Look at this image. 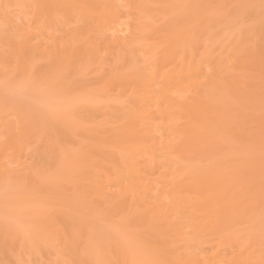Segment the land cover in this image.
Here are the masks:
<instances>
[{"label":"bare ground","instance_id":"obj_1","mask_svg":"<svg viewBox=\"0 0 264 264\" xmlns=\"http://www.w3.org/2000/svg\"><path fill=\"white\" fill-rule=\"evenodd\" d=\"M12 1L14 2L15 0H12ZM30 1L28 3H31ZM34 1H36V2L34 3ZM40 1H42V0H40ZM44 1L45 0H43V2ZM47 1H46V3H47ZM50 1H52V0H49V2ZM54 1H55V4L57 3V5H59L57 0H53V3H54ZM88 1L90 2V0H88ZM118 1H120V0H118ZM126 1H127L126 3H128V5H129V3L131 4V2H128V0H126ZM155 1L156 0H154V1L151 0L150 2H155ZM158 1L160 2V0H157L155 3H157ZM192 1L193 2H192L191 9L189 7L190 4L188 5V7L190 9L188 17H190V19L193 20L194 25H193V27H192V29L190 31L185 30V32L184 31H178L177 29L183 27L184 24L180 25L179 22H181V21L184 22V18H185L184 16L185 15L183 16V14H186L185 13L186 11L184 13L181 12L183 10L178 11L179 13L177 15L183 13L182 16L181 15L180 16H181V18L184 17L183 19L179 18V20H181L179 22L175 21L177 18H176L175 15H174L175 17H173V15H172V14L176 13L175 12L176 11L175 8L177 9V5L179 3L177 0H175V2H176V4H175L176 7L175 8H174L175 5L173 6V4H171L172 2L170 3L169 0H167V1L163 0V3L164 4L166 3L165 6H167V2L169 4L168 7L170 5H171L170 7L173 6L174 10H172V12H174V13L169 11L172 14L167 13L168 12V8H166L167 10H165L163 8L164 4H162V3L161 4L163 6L159 5V7H162V8L156 9L155 7L158 4H160L159 2H158V4L156 6H154L155 3H153V4L152 3H148V4L146 3L144 5V6H146V5L149 6L151 4L156 9V11L157 10L158 11L165 10L166 12H164V13H166V15L169 14V16L167 15V17H169V18L171 17V19H168V18H166V16L165 17L163 16L165 14L162 15L158 11L157 12L155 11V14H152L154 17H157L156 13L161 14V17L163 16L164 18H166L165 20H163L164 18L162 19L159 14H158L159 15L158 17H160V18H157V19L155 18V19L157 21H159L158 19H160L161 21L162 20L163 21L167 20L168 22H166L165 25L166 24L170 25V27L169 28L167 27L166 29H169L170 31H171V29L173 30V33H168L165 36H163V34L161 35V38L163 36V37H166L167 39L166 40H165V38H164V40H163V38L161 39V40H163L162 43H166V44H164V45H166V49H165L164 46L160 45V46L164 47L165 50H159L160 53H162L161 56H159V57H158V53L154 54V53L157 52V48L154 45V43H156V42L158 43L157 40H156V42H152L151 41L152 42L151 45L152 44L154 45V46L152 45L153 47H151L150 42L147 39L148 37H145V36L144 37L142 36L141 38L137 37V39H134L135 40L134 42H131L132 44H134L133 47L131 46L132 50H129L128 48H126L128 42H126L127 43L126 44L125 41H122V39L119 38L120 35L119 34H118L119 36L117 35V32H118L117 30H119V29L116 28V27H118V26L115 27L117 30H115L114 27L109 28V31H110L109 35H108L109 38L108 37L107 38L108 39L112 38L110 42H107V41H105L102 38L101 35H103L104 33L101 34V35H99L101 32L99 34H96L95 31H99V30H95L94 31V30H90V28H89L88 31L84 32V31L79 30L78 27H76V29H78V30L75 31V33L73 34L72 37H74L76 39H80V40L83 41L82 42V46L84 44L83 52L86 53L85 55L88 58V59L86 58L88 60V62H92L93 60H91V59H98V61L103 65V63L105 61H108L109 58L112 57L114 59V62L119 63L118 61L123 57L122 56L123 47L126 48V51H127V49H128V51H131V58H132V61H131L132 63L131 64L133 66H134V64H140V66L138 65L139 68L137 66L138 70H137L136 67H135L136 69L134 68L135 72H138V73L135 74V75L134 74L131 75L133 80L136 81V82H134L136 87L133 86V89L130 88L132 86L131 84H130L131 86L129 85L130 82L128 83V80H130V72L127 71L125 74H122L123 73L122 72L121 75H119L115 71H113V69L117 68L115 63H112V64H113V66L115 65L116 68H113L108 76L103 73V75L107 76V78H108V79H106L104 84H103V81L105 80L106 77L103 76V78H102V76H100L102 78L100 81L103 80L101 82L103 84L102 87L98 86L99 84L97 85V83H95V81H96V80H94L95 77L92 75L93 77H92L91 80H93V82L90 80L92 83L90 82L89 85L95 83L94 84V86L96 85L95 89L93 88L92 91L96 90L99 87V89L101 91L98 89V91H100V92L97 91L98 92L97 95L95 94V96H97L98 98L100 97V95H102L100 98H102V100H103V96H107V97L110 96L111 94L108 95V93H109V91H111L113 85H118L120 87V88H118V86H117V89L114 87L116 91L118 89H120V91L118 90L117 92H118L119 96L121 95V98H119L118 95H117L118 97L113 95V97L114 96L116 97V100L118 98L119 99H123L124 97L127 96L126 100H125V98L123 99V101L125 100L124 103L123 102L120 103V100L119 101L117 100V102L120 103L121 106H120V104L118 105V103L116 102V105L120 106L119 108H116L117 111L120 110V108L123 106L122 104H125V106H126L127 111L124 109L125 110L124 111L125 115L122 114V112H121V115L124 116V119L122 118L123 121L121 120L122 122H120V124H118V125H117V123L115 125H114V123H112L113 121L115 122V120L117 122V119H113L112 122L109 120L111 123H108V119L114 118V116L110 117L111 114H108V113H110V110L107 113V111L104 108H102L104 106V105H102V103L103 102H107L106 100H108V98H109V97L108 98L104 97L105 99L103 101L100 100V101H102V103L98 100V98L95 99V100H98V103H100L102 105V107H101L100 104L96 103V105L98 104L100 106V111L104 110L103 111V112H105L104 114L107 115L106 118L108 117V115L110 117V118H108L106 120L107 122L105 121L102 124V126H99V125H101V123H98L97 124L98 126H96V125H94V126L92 125L91 126L90 125L91 128L93 127L90 130V128H89L90 126L88 127L89 128L88 129L86 127L87 125L84 126L83 124H81L80 126L85 128V130H84V128L79 127V123H80L79 121L83 120V117L80 118V119L78 118L77 121L73 120V126L75 125V123L79 122L76 125L77 128L78 129L80 128L81 130H84L85 133H89V134L91 133L90 136H92V134L95 133V132H97L95 134H98L100 129H101L102 132H104L102 130V127H104V125L106 124L105 128H108V130L106 129L107 130L106 132L108 134L111 133V132L112 133L110 135L107 134L108 136H106V134L104 133V135L106 137H102L103 140L100 138L101 137L100 134L102 132L100 134H98L100 136L99 139L102 141V143L99 144L98 147H100L101 150L104 149V148L106 150L101 151V153L99 151H96L97 154H100V155H98V156H100V157H98L99 159H91V156L93 154L92 152L94 151L93 148H91V147H86V149H85V147L81 146L85 150L84 152L82 150V152L84 154H82L80 152L81 150L77 149V147L75 148L76 150L74 149L75 152L77 150L78 151L80 150L79 153L82 154L83 157L80 156V154L77 153L78 151L76 153L73 152V151H72L73 153L70 152V153L73 154V156L74 155L76 156L78 154L77 156H79V158L81 157L80 161H82V164L80 163L82 166L81 165H80V167L78 166L79 168L77 169V172L73 173L74 175H71L72 177H70V179L67 178V180L69 182V183L68 182L67 183L70 184V185L73 184L72 186L76 190V191H74L71 188V186L68 187V188L72 189L71 190L72 192L73 191L75 192V194H74L75 198L72 195L73 193L70 194V192H69V196L71 195L70 197H72V199L68 198V196L66 197L64 195L66 198H68L67 200H65V199L62 200L63 197H61V195H60V198H61L60 199L59 196H57V194H56L57 197L55 196L53 198H54V200L56 198H59V199H56V200H59V201L62 200V204H61V202L58 201L59 203H57V201H54L53 199H51V197H49L50 200L49 199L47 200V197H45L46 195H44V193L41 192V189L35 190L37 192L40 191L39 193H41L43 195V198L45 197L44 198L45 200L42 199V197L41 198L38 197V198L42 199L44 203L48 202L47 205H49V202L52 203V204H54V202H56L55 203L56 205L54 204V206H53L51 204L50 207H48L46 210H44L45 212L42 213V214H44L42 216L44 217L43 220H45V222L42 223L40 221L41 224L39 226L41 227L43 233L39 232L38 234H41V235L37 234L38 236L36 238H34V239H33V237H32V239L27 237V235L24 238L21 237V240H20V242H18L17 245H18V247H19V243H21L23 245H20L21 248L19 247L17 249L18 251L16 250L18 253H20L24 249L23 247L26 246L25 247L26 249L28 247L30 251L37 250V254L38 253L40 254V252H41V251H39L40 248H43V246L44 247L45 246H49V247L52 248V251H54L53 252L54 254H52V252H50V254L54 255V256L56 255V257L50 256L51 258L54 257L53 259H55V260L57 259L56 262H55V260H52V263H55V264H57V263L60 264L62 262L64 264H259L260 261H263L262 260V255L261 256L259 255V253L264 254L261 249H260V251L258 253L257 252L254 253L255 251H252L254 248L257 247V244L254 247H252L254 245V244L252 245L250 243L252 241V239H251L252 235H250V234L247 235V234L248 233H253V232L252 231L249 232L250 228H247L246 226L250 225L251 223H252L251 226H253V224L255 222H256V224H257L258 221L260 222L262 220L261 219L262 218L261 217L262 216L261 212L264 213V210L261 207L262 211L260 212V208L258 206V208H259V209H257V211L259 210L258 212L255 211L253 213V211H251L257 217L259 215H261L260 218L258 217V219H260V220H258L257 218H255L256 220L254 219V221H255L254 223L252 222L253 221L252 218H254L253 217L254 215L251 214V212L249 213V214H251V217H250L251 221H250V219L248 220V218H246L247 221L250 222L249 224L246 222V220H245V224L244 223L242 224L239 221L241 220V222H242L241 214L243 213V211H246L248 209L247 208L248 205H249V209L252 206L251 209L253 210V208H254V210H255V208L257 206V204H256L257 201L261 200L262 197L264 196V193H263L262 194L263 196L260 197V193H259L258 196L260 197V199L257 200V198L253 197L255 193L254 194L252 193L253 190H255V192H256L258 189L256 190L255 188H258L259 186H260L259 187L260 190L262 188H264L263 187L264 184H262L263 182H261V183L258 182L259 186H258V183H255L257 185V187H256V185H254L255 187H253V184H252V183L256 182L255 179H257V178L259 179V172H260V170H261V172L264 170V164H263L262 161L260 163H257L256 162L257 160L255 161V163H252L253 160L248 158L249 155L252 154V152L249 151L250 148L251 147L252 148L256 147V143L254 142L256 139H253L254 140L253 141L252 137L257 138V141H259L258 138L261 137L260 136L261 134H259V133H262V130L260 128L263 126V124L261 123L262 124V125H260L261 127L259 126L260 127L259 129L261 131L260 132L257 127L254 128L256 125L252 124V123H254L255 119H257L255 122L258 121L260 123V121H262L263 118H264L263 117L264 114L261 115L263 117V118L261 117V119H262L261 120V119H259V117H260L259 115L254 114V115L257 116V118L254 119L253 116H251L253 114L248 112L249 114H251L250 115L251 116L250 119L252 120V122L250 120V122L248 124L251 123L252 125H255L253 127L252 126H250V127L253 128L254 131H255V129L256 130L258 129V131H257L258 133L256 132L257 134H254V136H251L249 133H251L253 135V133H255V132L254 131L251 132L252 129L247 131V133L248 132L249 133L248 134L246 133L248 135L246 140L249 137L252 140L253 143L251 142L252 144H251V146L249 148H247V146H249L247 143H245L247 145L241 144L240 146H243V145H244V147L246 146L245 149H249V150H246V152L248 154L250 152V154L246 155L244 153L243 154L240 153V151H241L240 148L241 147L239 148L237 146L239 148L238 149L236 147V144L233 145V146H235V148H237L236 150H240V151H238V154L240 153L242 156H244V158H248L249 161L251 160L249 162V164L247 163L248 159L245 160L246 162L240 161V162L244 163L245 165H247L246 167L244 166L245 169L242 166L243 165L242 163H241L242 165L240 164V162L238 163L240 165L236 164V166H241L242 167V170L239 169L241 172L240 171L237 172L238 174L236 173V171H234L232 166H230L229 164H224V160H225L224 159V155L226 156L227 154H229V156H230L231 155L230 153H232V151H230V149H231L230 148V149H228L230 152H228L226 154L227 149L224 147V145H227L228 141H230L231 138L229 136H228L229 138L228 137L225 138L224 136L226 134H228L229 132H233V134L235 132L238 133V134L241 133V130H240L241 126L239 127L238 122L241 121L240 119H243L241 117L242 116L244 117L245 115L241 116L242 113L240 112V110H243L242 111L243 113H244V110H245L244 114H246V109H248L247 111H249L250 108H251V110L253 109L252 107L255 108L254 111L257 110L256 109L257 104H255V102H257L258 100L253 102V104H255L256 106H253V105H251V103H249V102L253 101L251 99L252 96H250L251 92H248V91H251V90H249L248 87L246 88L247 85L245 86L246 89L243 88V87L239 88L242 83L239 82L238 85H237L236 78L238 79V77L235 76L236 78H234V80H233V78L231 77L230 73L232 71L234 73H237L235 71L236 69H235V65L234 64L236 62H238L240 57L242 59H244L246 63H249L250 61H248V58H247V61L245 59L246 55L247 56L249 55L250 57H254L253 56L254 53L256 54V52H257L256 49L258 50V48H256L257 45L256 46H253V45L259 43V42L257 43V41H259V40H257L258 36H261L263 34L262 30H264V29L261 30L262 32H260V30H259V32H256L255 30H253V32L255 34L256 33H260L261 34V35L257 34L258 36H257V39H256V36L252 34L253 32L251 33L250 29H248L247 26H244V23H245L244 20L247 22V24H249L248 20L249 19H253V18H250V17H254L255 18V16H252V15H256L257 19H255V22L258 21V23L262 24V21L264 22V7L261 6V5H263L262 3H260L261 5L259 4L256 8L254 7V9H258V10H256V11L252 10L253 14L249 18H247L246 13H245V15H244L245 19L242 20L243 22L240 21L241 18H240V16H238L239 20H238L237 23L235 21V23H236L235 25H232V28L230 30L231 33L229 34V33L223 32V34H227V36H225V38H224V35L221 32L222 31L221 29H223V28H221V26L219 24H221V25L225 24L226 22L222 24V21L224 22V21H227L228 19H230L229 22H231V18L233 16L230 17V15L227 14L228 15L227 16V20H224L226 17L223 18V20H222V16L219 17V16L216 15L217 13L215 12V10L216 11L218 10L217 7H219V4L222 2V0H220V2L217 4V7L216 6L213 7L214 10L212 9V11H214L216 13L215 14L213 12V15L215 14L217 19L219 18L220 20H222L221 23H219L220 20L216 22L217 19L215 17L214 18L216 20L213 17L210 20V17L208 15V13L206 12V9H204L205 2L207 0H192ZM212 1L214 3L216 1V3H217L218 0H212ZM223 1H224L223 2L224 7H222L223 5L220 4L221 8L219 7L220 8L219 11L224 12L223 16H226L225 11H226V9L228 10L229 8H225V5H227V2H229L230 4L231 3L233 4L236 0L227 1L226 4H225V0H223ZM238 1L240 2L241 0H238ZM249 1H250L251 5H252V3L255 2V1L251 2V0H249ZM15 2L14 3H12V2L10 3L8 1V2H5V4L7 5L9 3L11 5L14 4V6H15L18 3V2L17 3H15ZM32 2L36 5L37 0H33ZM63 2H65V0ZM63 2L61 3V5L63 4ZM76 2L73 1V4L76 3ZM102 2H104V1H102ZM144 2H142L141 5H143ZM147 2H148V0H147ZM161 2H162V0H161ZM242 2H244V0L241 1V3ZM257 2H258V0H256V3ZM260 2H263V1L260 0ZM2 3H1L2 6L0 7V11L2 9L4 11L5 10L8 11L7 9L9 7L8 8L7 7H3V5L4 6H6V5L4 4V2H2ZM46 3H43V4H45L47 7H49L51 4H53L52 2L48 3V4H50L48 6ZM77 3H79V2H77ZM186 3H188V1L185 2V4ZM247 3H248V0H247ZM79 4H77V5L79 6ZM113 4H114V2H113ZM135 4L136 3L134 2L133 3V7L131 6L132 4L129 5L130 8L131 7L134 8L132 11H134L135 8L137 9V7H134ZM209 4L211 6L214 5V4H211L210 2H209ZM244 4L247 5L246 2ZM244 4H239V5L235 4V5L236 6L237 5L238 6H240V5L242 6ZM11 5H9V6H11ZM24 5L26 7V5H29V4H26V2H25ZM35 5H34V7L36 8ZM39 5L41 6L42 3L40 2ZM64 5H66V4L64 3ZM64 5L63 6L59 5L60 8H59V6H57V7L61 11V9H62L61 7H64ZM141 5H138V6L141 7ZM206 5H207V9H208V7L210 9V5L208 6L207 3H206ZM229 5H227V7ZM254 5H255V3H254ZM42 6H44V5H42ZM46 6L44 8V9H46V10H44L45 13L48 10L46 8ZM52 6L54 7V5H52ZM111 6L113 7L112 4H111ZM114 6H116V5L114 4ZM148 6H146V7H148ZM179 6L183 7V5H180V3H179ZM186 6H184V7H186ZM230 6H232L229 9L230 11H231V9L233 11V9L236 7V6L233 7L234 5H230ZM34 7H33L34 11L38 10L37 8L35 10ZM57 7H56V9H57ZM74 7H76V6H74ZM85 7L88 10V12L91 13V14L88 13L90 16L91 15H96V16L98 15L99 16V14H97V12H96L97 9L91 8L92 5L90 7L85 6V5L82 6V7L80 6V8H83V9H85ZM153 7L151 8L152 10H154ZM240 7H237V9L240 10L239 9ZM258 7H260V8H258ZM4 8H7V9H4ZM12 8H13V6H12ZM39 8H40L39 12L36 11V12H38L37 14L33 12V14H35V15H33L35 18H38L36 15H38L40 13L38 15V16H40L44 12V11H42V13L40 12L43 9V7L42 8L39 7ZM51 8H50V10H51ZM80 8H79V10H81ZM124 8H125V5H124ZM17 9L19 10V7H17ZM71 9L72 10L74 9L73 6H72ZM221 9H223L224 11L221 10ZM9 10H11V9L9 8ZM50 10H48V11L50 12ZM63 10H65V9H62V11ZM147 10H150V9H147ZM152 10H151V13H153ZM185 10H187V9H185ZM235 10H236V8H235ZM19 11H21V9ZM54 11H55V9H54ZM144 11H146V10L144 9ZM212 11L210 10V12H212ZM230 11H226V12L230 13ZM248 11H247V14L248 13L251 14V9H250L249 12ZM5 12H1L2 16L3 15L6 16L8 14V13H5ZM11 12H13V14L15 16L14 11H11ZM81 12H80V14H81ZM98 12H99V10H98ZM134 12H136V11H134ZM146 12L149 13L148 11H146ZM233 12L230 13V14H235V11H233ZM17 13H19V12L17 11ZM22 13H24L23 14L24 15V19L26 20V18H27L25 16L26 11L23 12V9H22ZM27 13H29V12H27ZM45 13H43V14H45ZM53 13L56 14V11L53 12ZM93 13H95V14H93ZM103 13H104V16H101L102 18L103 17H107L108 18V16L111 17V15H112V17H111V18H113L112 20L113 21L114 20L118 21V20L115 19L116 11L114 10V7H113V9L110 12L106 13V11L105 12L103 11ZM103 13L101 15H103ZM162 13H163V11H162ZM240 13H237V14H240ZM243 13H242V16H243ZM13 14H10V15L13 16ZM64 14H67V16H70V15H68V12L66 13V10H65ZM132 14H134V17H135V13H132ZM10 15H7L5 17L6 18L5 20H4V17H3V19L0 20V21L4 20L0 24H4V22L7 20V23L5 22L6 24H4L3 26L9 25L10 28H11V30L8 29L10 31L9 33L7 32L8 34L5 32L7 34L6 36H5V33H0V35L3 34V36L6 37L5 39L3 37H0V38L4 39V41H2V42H4V44H2V43L0 44V48L2 47V49L0 50V65H1L0 66V76L1 75L3 76L4 72L6 73V71L8 70V69L5 70L6 68H9L10 66H13V65H10L9 67H7L9 64L5 63V62L3 64H1L5 60V59H3V56H5V55L7 56V54H8V57L10 56V58H11V60L9 59V62H13V64H15L14 62H16V64L18 62L21 63L20 65H19V63H18V65L15 64V66H20V67H17L16 70H13L14 68L10 67L13 70L10 75L13 74L15 76H16L15 72L19 71L18 69H23L24 70L25 67L27 68V71L28 70L30 71L28 76L30 74L33 75V72H34L35 68L33 67V70H32L31 66H34L33 64H35L36 62L33 61L34 63L32 64L31 60H29L31 57L27 56L29 58L28 59V58H25L26 57L25 55H28V54L35 55L36 53L40 54L42 52H46L47 54H52V57H53V53H54V57L53 58L61 57V58L58 59L59 63L61 62L60 59L63 60L62 57H64L66 54L64 53V55H63V53H61L60 51L57 52V50H56V49H59L60 46L58 47L56 43L54 44V42L51 43V45L53 44L52 46H50V44H49L50 42L48 44H47V42H44L47 45L44 44L42 42L43 41L42 38L37 33H35V31L33 30V28H36V27H33V25H38V24H40L41 26L43 25L39 21H42L43 17L46 16V14L42 15V19L40 20V18H41L40 17L38 19L39 21L38 20L36 21V19H35V21H33L34 23L32 25L29 22L31 20L30 16H32V15H30L28 17V18H30V20H28V21L26 20L27 23H28L26 25H31L32 26L31 28H32L33 32L36 34V36L34 34H32L31 30L29 31L23 25H19L18 21L17 22L13 21V19L15 20V19H17V17L16 18L12 17L13 19L11 17L9 18ZM56 15H54V16L56 17ZM81 15L79 17H81ZM119 15H117V17H116L117 19H119L118 18ZM142 15L147 16V14H143V13H142ZM213 15H211V16H213ZM235 15H234L233 18H235ZM0 16H1V14H0ZM16 16L20 17L18 14H16ZM59 17H58V19H59ZM72 17H70V18L72 19ZM124 17L126 18V15ZM134 17L133 18L131 17L130 20L137 19V18H134ZM228 17H230V18H228ZM48 18H46V19L48 20ZM65 18H67V17L65 16ZM70 18L68 19L69 21H70ZM149 18H150V16H149ZM10 19H12V20H10ZM46 19L44 17L43 23L47 22L48 25H49V23L51 21H47ZM61 19H63V18H61ZM73 19L75 21V17H73ZM76 19H77V17H76ZM83 19H84V16H83ZM144 19L146 20V18H144ZM187 19H185V20H187ZM122 20H124V19H122ZM130 20H129V22L131 23ZM152 20L151 19L148 20L145 24H147L150 21L152 22ZM156 20H153V23L156 22V24H157ZM169 20L170 21L174 20V22L172 21V23H174L173 24L174 26L178 22L179 23L178 25H180V27L178 26L179 28H177L175 26L174 29H176V28L177 29L174 30L171 27L172 23ZM212 20H215L214 24L215 23L216 24L219 23V24H217V26H218V28L220 27L221 29H217V26L214 25V27H216V30H215V28H213V25H212L213 24ZM26 21H25V23H26ZM52 21H54V20H52ZM61 21H62L61 24H63L64 21L63 20H61ZM65 21H67V20H65ZM88 21H89V17H88ZM103 21H106V22H104V25H105V23H106V25H108L107 24V20L104 19ZM103 21H102V23H103ZM124 21L127 23V19H125ZM124 21H121V22H123L122 24H124ZM249 21H252V20H249ZM35 22H36V24H35ZM37 22H38V24H37ZM92 22H94V21H92ZM99 22L101 23V20ZM110 22L112 23L111 19H110ZM110 22H108V23L110 24ZM134 22H135V20L133 21V23ZM162 22H160V24ZM175 22H176V24H175ZM185 22L187 23L189 21H185ZM72 23H74V22H72ZM95 23H97V22H95ZM102 23H101V25H102ZM258 23H257V25H259ZM51 24H52V22H51ZM154 24H153L154 28L160 25V24H158V25H156V24L154 25ZM163 24H164V22L162 23V25ZM232 24H233V22H232ZM52 25H50V27H53ZM64 25L66 27V24H63V26ZM81 25H83V24H81ZM112 25H113V23H112ZM119 25L123 26L121 24H119ZM205 25H207V26H205ZM3 26L0 25V27H3ZM41 26L40 27L37 26L36 32H37L38 29L41 28ZM45 26L43 28H45ZM85 26H84V28H85ZM89 26L91 27V24H89ZM109 26L104 27V29L102 27V29H103L102 31L105 32L104 31L105 28L108 29ZM114 26H115V24H114ZM188 26H186V27H188ZM260 26H258V27H260ZM262 26L264 27V25H262ZM6 27H5V30H6ZM50 27H48V28L51 31ZM73 27H75V25ZM92 27H93V29L95 28L94 26H92ZM255 27H256V24H254V27H251V29H256L257 30L258 28H255ZM7 28H9V27H7ZM48 28L46 27V29H48ZM99 28H100V26H99ZM99 28H97V29H99ZM121 28H122L121 30L123 32H127V31H124L127 28H124V27H121ZM151 28H152V23L151 24L149 23L147 26L145 25L144 30L141 29V31H143L144 34H146V36H147V32H148L147 30L151 31L152 30ZM160 28H162V27H160ZM163 28H165V27H163ZM185 28H182V29H185ZM130 29H133V28H130ZM155 29H153V30H155ZM213 29H214V31H212ZM1 30H3V29H0V31ZM67 30H68V32L71 31V29L70 30L67 29ZM128 30H129V28H128ZM136 30H138V29H136ZM169 30H166V31H169ZM217 30L218 31L220 30V32H221L220 34L222 35V37L220 36L219 32H217ZM39 31H38V33H39ZM113 31H114V33L110 35V33L113 32ZM122 31L119 30V32L123 33ZM2 32H4V31H2ZM42 32H45V31L42 30ZM52 32H54V31H52ZM62 32H64V31L62 30ZM66 32L67 31H65L64 33L60 32V34L64 35ZM130 32L133 33L134 31L131 30ZM157 32L158 31H156L154 33H152V32H150V33L154 34V35L151 34L152 37L155 36V34H156V36L159 39V35L161 34V32L160 33L159 32L157 33ZM205 32H207V33L209 32L211 36L210 37L205 36L203 34ZM45 33H47V32H45ZM67 33H66V35H67ZM128 33H126V34H128ZM213 33H216V36ZM126 34L121 35V37L122 36L126 37L125 40L128 39L127 38L128 35L126 36ZM51 35L48 34L49 37ZM57 35L59 36L58 33H57ZM57 35H56V37H57ZM63 35H61V36H63ZM105 35H107V33L104 34L103 36H105ZM140 35H141V33H140ZM201 35H202V37L204 36V37L209 38L207 40V42L209 44H206L204 46V43L206 42L205 41L206 39L204 40L205 42L201 41L202 40ZM217 35L219 37H221V38L219 39V37H217ZM246 35H248V40H246V42L253 46V47L252 46L251 47H252L254 53L251 52L252 50H250V47H249L250 45L249 44L248 45L245 44L246 47L245 46L242 47V43H243L242 41H244V40L241 41L240 39H242L244 36L246 37ZM34 36L37 37V38L39 36L41 38V40H42L41 42L44 45H46V46L44 47V45L41 44V42L37 41L40 38L36 39ZM54 36H53V38H54ZM44 37L47 38V36H44ZM124 37H122V38H124ZM131 37H133V36H131ZM157 37H156V39H157ZM204 37H203V39H204ZM261 37H259V39ZM34 38H35V40H34ZM217 38H218V40H217ZM146 39H147V41L149 43L147 41H145ZM149 39H151V36H150ZM152 39L155 40V37H153ZM245 39H247V37ZM262 39L264 40V34H263V37L261 38V40ZM199 40H200L201 43L204 42V43H202L204 47L203 46H200V47L197 46V45L201 44L199 42ZM209 40L211 41V44H210ZM238 40L241 41L242 43H237V42H239ZM0 42H1V40H0ZM71 42H73V41H71ZM162 43H160V44H162ZM217 43H218V45H217ZM260 43H262V42L260 41ZM263 43H264V41H263ZM73 44H74V42H73ZM261 45L262 44H260V46ZM146 46L147 47L150 46L149 48H147V54H149L151 56L149 58L145 57V53L143 51V48L145 50ZM156 46L158 47L157 44H156ZM195 47H197V48L195 49ZM261 48L264 49V46L259 48L262 51ZM79 50L78 51L75 50V52L77 51L79 53ZM66 51H67V53L70 52V51H68V49H66ZM249 51L251 53H249ZM127 52L125 54H127ZM244 52L245 53L247 52L245 54V58L242 57V56H244V54L241 55V53H244ZM258 53L259 54L261 53L260 54L261 60L259 59ZM3 54H5V55H3ZM79 54H82V51ZM215 54H217L218 56L215 57L214 56ZM239 54H240V57L238 56ZM250 54H253V55H250ZM263 54H264L263 52H260V51L257 52V58L260 60V62L262 61V63H264ZM37 55L38 54L35 55L36 58H37ZM19 56H21V57L24 56L26 61H27V59L30 61V63H28L29 61L27 62L28 66H26V63H24L25 67L22 65L23 64L22 62L24 60L21 57H19ZM77 56H78V54H77ZM213 56L216 59L215 60V63H216L215 69L217 68L218 73H219V76L215 75L214 77L209 75V74H207L206 72H204L206 67L209 68L208 67L209 65H211V66L213 65L214 66V64L210 63L212 58H214ZM47 57L49 58L50 56H47ZM47 57H45V58H47ZM69 57H70L69 58V60H70L71 58L75 57V55H73V56L69 55ZM19 58H21V60ZM32 58H33V56H32ZM123 58L121 59L122 62H123ZM235 58H237L238 60L235 59ZM255 58H256V56H255ZM65 59L66 58H64V60ZM242 59H240L239 62L242 61L241 64H243V67L244 66L246 67L247 65H250V63L252 62L251 61L249 64L245 65L244 60H242ZM32 60H35V59L33 58ZM37 60L39 61V58ZM235 60H237V61H235ZM252 60H254V59L252 58ZM67 61L68 60L66 59L65 65H66V63H68ZM71 61H72V59H71ZM254 61L257 62L258 60L257 61L254 60ZM52 62H54V61H52ZM86 62H85V65L87 64ZM122 62L120 63V66L118 65L119 69L121 70L122 68H125V67L127 69V64L128 63L124 66V64L122 65ZM69 63H70V66H71V62H69ZM42 64L45 65V63H42ZM62 64H64V63L61 62L60 66H62ZM92 64H93V62H92ZM94 64H93V66H94ZM131 64H130V66L132 67ZM241 64L237 63V65H240V67L242 68ZM256 64H253V65L251 64V65L254 67ZM2 65L3 66L6 65V68L2 67ZM41 65H38V66H41ZM85 65H84V67H85ZM121 65H122V67H121ZM260 65H262V64L260 63ZM45 66H44V68H46ZM60 66H58V68H61ZM211 66H210V68L212 69L213 67H211ZM252 66H248V67H252ZM257 66L258 65H256L255 67H257ZM259 66L257 67V69L254 67L255 71L258 70V68L261 67V66L260 67ZM35 67H36V64H35ZM50 67H47V68H50ZM65 67L66 68L64 69V67L62 66L61 69H63V71L68 69V71H69V69L72 68L73 66H71V67L68 66V68H67V66H65ZM84 67H83L82 70L84 71V69H86L85 73L88 72L89 69L88 68H84ZM87 67H89V66H87ZM95 67H97V65ZM107 67H108V65H107ZM131 67H128L129 69H127V70H130ZM232 67H234L233 68L234 70L232 69V71H231ZM2 68H5L4 72H2L3 71ZM29 68L33 72H31V70ZM51 68H55V67L52 66ZM100 68H101V66H100ZM236 68H237V66H236ZM263 68H264V64H263ZM104 69H105V67H104ZM108 69H110V68H108ZM245 69H246V71L245 70L244 71L247 73L249 68L248 69L245 68ZM25 70H24V72H25V74H27L26 73L27 71H25ZM79 70H81V68ZM106 70H107V68H106ZM212 70H214V69H212ZM250 70L249 71L252 72V69H250ZM83 71H81V72H83ZM121 71H123V70H121ZM244 71H243V73H244ZM249 71H248V73H249ZM261 71H262V69H261ZM10 72L11 71L8 70V74ZM47 72L48 71H46V72L42 71V74L43 73L47 74ZM94 72H96V71H94ZM209 72H215V70L214 71H209ZM260 72L257 74V76H259V74H262V75H260L261 77H263L261 79V81L262 80L264 81V75H263L264 71H263V73H260ZM51 73L52 72L49 70V73H48L49 74L48 75L49 78L52 77L53 79H55L57 77L58 78L60 77L59 72L58 73L55 72L58 75H55V73L53 72L54 73V75H53L54 77L52 76ZM64 73H65L64 75L65 76L67 75V78H71L72 81H73L74 78H76V80H77V76L78 75L82 76V74L76 73V71H75V73H76L77 76L75 74H73L72 71H69V73H68L67 70H66V72L64 71ZM66 73H68V74H66ZM85 73L83 72V76H86V75H84ZM98 73H100V72H98ZM20 74H19V76H20ZM50 74H51V76H50ZM62 74H63V72H62ZM93 74H95V73H93ZM249 74H251V73H249ZM249 74H248V76H249ZM10 75H8L6 81H8V82L10 81L9 82L10 84H15L16 85V82H13V81L9 80L10 78L12 79V77H14V76L11 77ZM64 75H62V77H60L59 79H61V78L65 79L66 77H63ZM252 75L254 76L255 74L253 73ZM21 76L18 77V79H15V80L12 79V80H14V81L18 80L19 83L18 82L17 83L19 85L21 82L23 83V81L27 80L26 79L27 76L25 77L23 75L24 78L22 76V79H21ZM33 76H31V77L29 76L28 77V78H34L35 77L34 79H32V83H33V80H35L38 75H35L34 77ZM40 76H39L40 78H38V79H42V77H44L45 74H44V76L43 75H40ZM83 76L82 77H78V79H80V80H81V78L83 79ZM245 76L248 78L247 75H245ZM243 77L244 76H242L241 79ZM246 77H245V80L247 79ZM4 78H6V77L4 76ZM14 78H16V77H14ZM49 78L47 79V80H49V82L46 80V77H44L42 79V81H41V84L44 82V79L48 82L47 83L45 81V83H44L45 86L47 85V88L50 87V86L52 87V85H50V84H53V82L59 81V80L55 79V81L53 80V82L51 81L52 82L51 83L50 80H52V79H49ZM96 78L99 79L98 77H96ZM159 78H160V80L162 82L159 80ZM254 78H253L254 81L251 80L253 82V84H255L254 82H257L260 79V78H258V80H257L256 79V75L254 76ZM38 79H36V81ZM71 80L68 79V80H65V81L64 80H61V81L64 83L66 81L69 82ZM83 80H85V79H83ZM158 80L162 83V85H163V86L161 85L162 88L158 87L159 86V84H158L159 81ZM243 80H244V78H243ZM72 81L69 82V83L66 82L65 83L66 86L62 82L60 84V81H59V83L57 82V83H54V84H59L60 87L58 85L56 87V85H55L52 88L53 89L55 87L57 89L58 88H60V89H62V88L64 89L65 88L67 91L68 90L72 91L74 89V84L77 82L76 81L75 83L70 85L71 87H73V89L72 88L69 89L68 88L69 84L72 83ZM261 81H259V82L261 83ZM30 82L31 81H29V83ZM96 82H98V81H96ZM252 82H250V83H252ZM0 83H1V81H0ZM29 83H28V81H27V83L25 82L26 88L28 86L29 87L31 86L32 83H30V85H28ZM101 83H100V85H102ZM246 83H248V81H246ZM86 84H84V85H86ZM124 84L125 85L128 84V86H130V87L125 86V88L127 87L126 88L127 90L129 88L131 89V90H129L128 93L126 92L125 88H123ZM253 84H251V85L249 84L248 85L250 87V89H252L253 86H256V84L255 85H253ZM3 85L6 87L7 84H3ZM63 85L65 87H63ZM77 85H78V82H77ZM258 85H259V83H258ZM80 86H81V84H80ZM90 86L92 87L93 85H90ZM234 86H236V88H239L238 90H239L240 93L238 91H235L236 89L234 88ZM241 86H244V85H241ZM259 86L261 88L263 85L260 84ZM82 87H78L79 88L78 90H81ZM91 87H90V90H91ZM0 88H2V87L0 86ZM6 88H8V87H6ZM49 89H51V88H49ZM83 89L85 90L84 92H88V94H91V93H89V92H91L90 90L86 91L87 89H85V88H83ZM243 89L247 92L246 94L251 97V98H249L251 100L248 99L249 96L247 98H245L246 95H245V91L243 93ZM247 89H248V91H247ZM263 89H264V87H263ZM66 90L62 91V92H66ZM241 90H242V92H241ZM2 91H4V90H1V92ZM5 91H6V93L9 92L8 90H5ZM75 91H72V92L76 93ZM116 91L115 92L111 91V93L114 92V94H115V93H117ZM232 91H234V93L238 92V95H237L238 98H237V96H236V98L240 99L239 101H241V102H239V101L238 102H234V100L236 98L235 99L233 98L234 95H233ZM255 91H257V92H255ZM255 91H253V94L258 93L259 89L255 90ZM1 92H0V94H1ZM70 92H68V93H70ZM52 93H54V92H52ZM68 93H66V95ZM99 93H101V94L99 95ZM61 94H60V96L62 97ZM77 94H75V97L77 96ZM80 94L85 95L86 93H83V92L81 93L79 91L78 96H81ZM93 94L94 93H92V95ZM242 94L245 95V96L243 97ZM57 95H58V93H57ZM68 96H70V95H68ZM75 97H74V95H72V97H69V98H73V100H74ZM92 97H89L91 99H89L87 97L86 98L82 97L80 99V97H79V100L78 101L76 100L77 102H80V101L83 102V101H85V99H86V101L89 99L91 102L90 101L89 102L85 101V105H83L84 102H83V104L81 102L80 105L82 104L83 108H82V106H79V107L77 106L78 108L75 107V109H79L80 110V108H82L84 110V106H86V108H87L88 107L87 104H90V103L92 104L93 103L92 102ZM241 97H243V99ZM254 97H256V98L260 97L261 98V96L258 95V94L257 95H253V98ZM0 98H1V96H0ZM7 98H9V97H7ZM65 98H68V97H65ZM83 98H84V100H83ZM110 98L114 102L116 101V100H114L115 98H112V96H110ZM228 98H232V99H228ZM256 98H254V99H256ZM247 99L249 101L248 103L251 105V107L249 106V108L246 107V105H249L248 103H246ZM1 100H2V98H1ZM231 100L235 104H237V103L245 104L246 103V105H245L246 109L245 108L240 109L239 108L240 107L239 104H238L239 107H237V108L240 109V110H238L235 107L236 110H238V112H237L238 115L240 114V118L236 117V116L235 117L234 116H229L228 117V115H230V114L234 115V114H232L233 107L232 106H231L232 108L230 107V105L233 104ZM242 100L243 101L245 100V101L242 102ZM260 100H262V98ZM76 101L74 100L75 103L72 102V105H71L72 107L70 106L71 109H74L73 108V103L76 106V104H77ZM93 101H94V99H93ZM108 102H110V101L108 100ZM230 102H231V104L229 105ZM261 102L262 101L259 102L260 105H261ZM113 103H112V105H113ZM109 104L108 103L105 104L107 110H108V107H109V109H110V107H112L113 109H114V107H116V106H111V104L109 106ZM235 104H233V105L235 106ZM259 104H258L257 108H258V110H260V114H262L263 111H264V109L261 107L263 105V103L260 106L263 111L261 109H259L260 108ZM0 105H1V103H0ZM77 105H79V104H77ZM92 105L94 106V104H92ZM98 105L93 107L94 110H96V107L99 110ZM114 105H115V103H114ZM227 105H229V108L231 109V112L229 111V108H228ZM4 106L5 105L2 104V106H0V108L1 107H2V109L4 108V110L9 113V111L7 110L8 109L7 107H9V106H7V107H4ZM58 106H59V104H58ZM89 106L92 107L91 105H89ZM243 107H244V105H243ZM82 109H81V112L83 111ZM90 109L91 108L88 107L86 109V112H88V110H90ZM113 109H111L112 112L114 111ZM9 110L11 111V109H9ZM122 110L123 109H121V111ZM13 111L14 110H13V107H12V112ZM70 111H71V113L74 112V111L72 112V110H70ZM254 111L252 110V112H254ZM1 112H2V115H3V116L1 115L2 119L0 118L1 122L5 118H6L7 122H8L7 116L4 114L3 110L0 111V113ZM12 112H10V114ZM81 112L79 113L80 116H84L85 117L86 116V115H84V114H86L85 110H84L85 113L83 112V114H81ZM101 112L99 114L100 116L102 115ZM74 113H73L74 115H77L76 112H74ZM10 114H8V115H10ZM114 114L117 116L116 118H118L120 116V114L118 115L116 113H113V115ZM247 114H246V117H249V116H247ZM74 115H73V117H74ZM103 115H102V117H103ZM158 115H159V118H158ZM60 117H56V118L59 119ZM92 117L93 118H97V117H94V115L91 114V118ZM62 119H63L62 121H61V118L59 119L60 120L59 123L61 124V126H62V124L64 122V118H62ZM59 120H57V121H59ZM84 120L86 121L85 118H84ZM10 121L13 123L12 120H10ZM68 121H69V118H68ZM85 121H83V123ZM7 122L4 121L5 124H3L1 126H3L4 130H5V128H8L7 130L9 131V127H6L7 126L6 125ZM11 122H10V124H11ZM263 122H264V120H263ZM64 123H66V122H64ZM259 123H258V125H259ZM10 124H8V125H10ZM56 124H58V123H56ZM56 124L53 125L52 128H54L56 126ZM84 124H86V123H84ZM242 125H244V124H242ZM245 125H247V124L245 123ZM4 126H5V128H4ZM66 126H68V125H66ZM247 126H249V125H247ZM58 127L59 126H57V128ZM65 127L63 126V128H65ZM99 127H101V128L98 129ZM74 128H76V127L74 126ZM262 128H264V126ZM60 129L61 128L58 129L59 133L56 132L57 131L56 129H55L56 131L53 129V131H55L54 134L56 133V135H55L56 137H58L57 136L58 134L61 135ZM68 129L70 131V127L66 128V130H67L66 133H64L65 132L64 130L63 131L61 130L63 132L64 137L68 136L67 133H70V132H68ZM86 129H88V131ZM109 129H110L111 132L109 131ZM243 129H244V127H243ZM247 129H249V127H247ZM16 130L17 129H15V131ZM72 131H71L70 135L75 136V139L78 138V140H80L81 137H78V134L76 133L77 134L76 135L75 132H72ZM5 132H7V131H5ZM11 132H12V129H11ZM13 133H14V131H13ZM2 134H3V132H2ZM15 134H17V133L15 132ZM65 134H66V136H65ZM235 134H234V138L237 137V136L235 137ZM5 135L8 136V134H5ZM82 135H83V133H82ZM98 135H94L95 136L94 138L96 139V137ZM10 136H8V137H10ZM16 136H17V139H18L19 138L18 137L19 134H17ZM72 136H70L71 139L73 138ZM79 136H81V135L79 134ZM165 136H167V137H165ZM231 136H232V134H231ZM244 136H245V133H244ZM61 137L62 136H60V138ZM70 137L68 136V137L64 138V140H66V141H63V142L67 143L68 141H70V143H71ZM0 138L7 139L6 137H3V136H1ZM15 138H13V139L17 141V139H15ZM20 138H22L21 135H20ZM60 138H57L58 141H59ZM68 138H69V140H67ZM87 138H82L81 141L83 139H84V141H86ZM92 138H93V136H92ZM94 138H93V140H94ZM28 139L29 138H26V140H28ZM61 139L63 140V138H61ZM61 139H60V141H61ZM89 139H91V137ZM21 140L22 139H20V141ZM56 140L53 139V143L56 144V142H54ZM225 140H227V144L226 143L224 144ZM242 140L245 142V139L242 138L240 140L241 143H244V142H242ZM74 141L75 140H73L72 142L74 143ZM261 141H260V143H261ZM3 142H5V140ZM95 142H97V140ZM232 142H233V140H232ZM237 142H239V141H237ZM16 143H18V145H19V143L21 144V142H16ZM16 143H12V144H14V146H15ZM22 143H23V141H22ZM53 143H51V144H53ZM75 143H77V142L75 141ZM82 143H84V142H82ZM86 143L88 144L87 141H86ZM0 144H2V143H0ZM5 144H6V146H9V145H7V143H5ZM249 144H250V142H249ZM253 144H255V146H253ZM2 145H0V189L2 190L3 188H5L4 190H6V188L8 189V187L12 186V183H13L12 181L15 180L14 176H16V174H17L18 177L16 176V178H19V176H21L24 173L23 171L26 170L27 168L26 169L22 168L23 169V171H22L23 173L21 175H20V173L18 174V172H17L13 176V173L16 172V170L12 171L11 167L14 168L15 165L14 164H12V166H10V165H11V160H14L16 157L14 156L13 151L8 152L9 149H11V148L7 149L8 147H3ZM75 145H73V146L75 147ZM91 145L93 146L92 143H91ZM229 145H231V143ZM260 145H262L263 148H264V141H262V143ZM34 146H36V145H34ZM71 146H72V143L68 147L71 148ZM262 146H259L260 148L256 147V149L259 148L258 151H260ZM16 147H17V145L15 146V148ZM18 147H20V145ZM29 147H31V146H29ZM87 148H89V149H87ZM224 148L226 149V151H225ZM243 148H241V149H243ZM263 148H262V150H263ZM6 149H7V152H6ZM100 149H98V150H100ZM233 149L234 148L232 147V150ZM245 149L243 151H245ZM19 150L21 151V147H20ZM29 150L31 151L33 149L32 148H28V151ZM61 150H64V149L61 148ZM71 150H73V148H71ZM236 150L235 149L233 150V151H235V154L237 152ZM24 151H27V149H25V150H23L21 152L23 153ZM34 151H33V154H35V152H36V151L35 152ZM243 151H241V152H243ZM37 152H39V150H37ZM37 152H36V154H37ZM68 152H67V155L69 154ZM24 153H26V152H24ZM39 153H41V152H39ZM65 153H66V151H65ZM235 154L233 152L232 155H234V156H231L232 158L230 157L229 159L235 158ZM240 154L237 155V156H241ZM263 154L264 153L262 152L261 156ZM36 156L39 158V162L36 161L37 162L36 164H39L42 161L43 157L41 156L42 159H40V155H36ZM68 156H70V155H68ZM229 156L227 155L226 157H229ZM254 156L256 157L257 154L254 155ZM254 156H252V157H254ZM258 156H260V155H258ZM13 157H15V158L13 159ZM241 157H239V159H238V157H236V158L238 160H241L240 159ZM10 158H12V159H10ZM17 158L15 159V161L17 160ZM22 158H23V156H22ZM22 158L20 157V159H22ZM44 158L47 159V157H44ZM65 158H66V156H65ZM244 158H242V160ZM262 158L264 159V157H262ZM262 158H261V160H262ZM32 159H33V157H32ZM75 159H76V162H77V158L76 157H75ZM226 159H228V158H226ZM237 159H233V160L237 161ZM22 160L24 161V160H26V158L22 159ZM28 160H29V158H28ZM28 160H26V162H28ZM19 161L20 160L18 158L17 164H19L18 163ZM30 161H32V160H30ZM24 162L22 164H26V167L28 166L27 170H29L31 167L28 165V163H26V162L24 163ZM230 162H231V164L233 163L232 160ZM12 163H13V161H12ZM14 163L16 164V162H14ZM17 164L15 166V169L17 168ZM45 164H42L43 167H41V163H40V167H41L42 171H43V169H45L44 168ZM19 165H20V169H19V167H18V169H19V171H21L22 170L21 166H23V165H21V164H19ZM77 165H78V162H77ZM224 166H226V168ZM233 166L235 167V164ZM23 167H25V166H23ZM35 167H37V166H35ZM241 167H239V168H241ZM236 169H237V167H236ZM31 170H32V168H31ZM34 170L36 171L38 169H34ZM47 170L49 171V169H45V171H47ZM50 172H52V171H50ZM36 173L38 174V171H36ZM65 173H67V172H65ZM24 174H27V173H24ZM24 174H23V176H21V178L23 177V180L22 179L21 180L20 179L17 180V181H20L19 184L22 181L24 182L25 179L27 181H29V179L33 180V176L35 178V175L33 174V172L30 173V175L33 174V176L31 175V177H30L29 174H27V175H29L28 177H30L29 179H27L26 175H25L26 178H24ZM41 175H42V173H41ZM263 175L264 174H262V173L260 174V176H263ZM38 176H40V173L38 174ZM42 177H44V176H42ZM47 177H48V175H47ZM261 178H260V180H261ZM64 179H66V178H64ZM248 180H249V183H246V181H248ZM262 180H264V176H263ZM35 181L38 182V180H33V182H35ZM26 182L23 183L25 186H26V184H25ZM64 182H66V180L63 181V183ZM29 183H30V181H29ZM67 183H64L63 185H67ZM23 184L21 186H23ZM34 184L36 185V183H34ZM260 184L263 185V186H261ZM9 185H11V186H9ZM14 185H13V187L15 189ZM27 185H28V182H27ZM43 185H45V184H43ZM61 185L62 184H59V186H61ZM17 186H18V183H17ZM37 186H39V185L37 184ZM52 186H50V188H54L55 187V185H52ZM13 187H11V188H13ZM26 187H27V188H25L26 190L27 189L31 190V187L30 188H28V186H26ZM45 189H48V188L45 187L43 190L45 191ZM263 190L261 192H263ZM60 191H61V189H60ZM37 192H33V193H35V195L32 193L33 196L31 195V197L35 198V196L38 195V194H36ZM52 192H53V194L56 193V191H54V190L50 191L49 193L51 194ZM60 193L61 192H59V194ZM45 194H47V193H45ZM64 194H66V193H64ZM257 194H258V192H257ZM242 196L243 197L245 196L244 199H243ZM29 197H30V194H29ZM166 199L171 200V201H169L170 203H167L168 201ZM253 199H256L255 200L256 202L253 201ZM51 200H52V202H51ZM68 200H71V201L69 202ZM250 200L253 201L252 203H254L255 207L253 206V204L251 202H250L251 204L249 203ZM262 200H264V199H262ZM66 201L69 202V203H67ZM240 201H241V203H239ZM40 202H42V201H40ZM259 202H264V201H259ZM238 203L240 205L241 204L243 205L245 203L247 205V207L244 204L246 210L242 209V212H241V208H240V210H239V217L240 218H237V216L235 215L236 216V220L237 219H240V220H238L237 223L236 222H234V223L238 225V222H239L241 225H244V227H246L248 229L247 230L248 233L245 230L246 228L244 229L245 231L243 229L241 230V228H244V227L238 228L239 229L238 231L234 230L233 228H234L235 225L233 226L231 224V222L233 221V218H235V216L233 217V215L235 213L237 214L236 211H238V208H239V206H238L239 204ZM57 204H61V207H59L60 205L57 206ZM234 205L236 207H238V208H236V209L233 208L234 209L233 210L231 206L234 207ZM260 206H262V205H260ZM263 207H264V205H263ZM40 212H42V211H40ZM247 212H248V210H247ZM255 213L256 214L259 213V215H256ZM243 214H245V213H243ZM243 214H242L243 220L245 219V217H249L250 216L249 214L247 216H245L247 213L245 215H243ZM236 220H234V221H236ZM110 221H113V223L116 222V225L118 226V229L114 227V224L112 226L110 224L111 223ZM259 222H258V224H259ZM246 224H248V225H246ZM261 224L262 223H260V227L262 226V228H263L264 223H263V225H261ZM41 225L42 226L45 225V226L42 227ZM257 226H259V225H257ZM123 228L126 229V230H124V231L123 230H121V231L119 230V229H123ZM254 228L255 227L253 226V230H254ZM41 229H39V230L41 231ZM241 231L242 232L244 231L243 233L246 232L247 234L246 233L243 234V233H241ZM260 231H261V228H260ZM2 235H3V233H2ZM4 235L5 236H0V237L5 238L6 234L4 233ZM14 235L15 234H13V235L9 234V236H14ZM23 235H25V234H22L21 236H23ZM34 235H35V233H34ZM253 235H255V234H253ZM9 236H7V237H9ZM7 237H6V239H8ZM3 238L0 240V244L2 242V245H3V242H6V241H8V245H9L11 243L10 241H12L14 239H15L14 240L15 242L19 241V240H16L17 239L16 237H14V239L10 238L11 240H6L5 239L6 241ZM261 238L264 239V235ZM261 238H257V239L259 240ZM127 239L132 240L133 244L131 243L130 246H128L129 244L127 245L125 243L126 244L125 245L124 242ZM253 242H254V240L252 241V243ZM258 242L259 241H257L256 243H258ZM260 242L261 243H259V246L260 245L262 246V244L264 245V243H262V241H260ZM8 245L6 244V246H7L6 247L5 243H4L3 246L6 248V250H8V249L11 250V248H13V250H11L10 252L11 253H12V251L15 252L14 251V249H15L14 246L16 244L14 243L13 247H11L12 243H11L10 247ZM131 245H132V247H131ZM259 246H258V249L260 248ZM249 247H250V250H251V247L253 248L251 250L253 253L250 252V254L246 257L247 252H249V251H247V249H249ZM262 247H264V246H262ZM19 249L21 250L20 252H19ZM26 249H24L25 250L24 254L25 255H29L27 253L30 252V251L28 249L27 250ZM258 249H256V250L258 251ZM6 250L3 249L2 252L3 251L5 252ZM44 251H45V253L47 252L46 253L47 254L46 258H47L49 252H48L47 249H45ZM44 251L41 252V255H43V259L45 258L44 254H43ZM17 252H15L14 258H15V256L20 255V254H17ZM3 253L0 254L2 256H4L6 254L3 257V260L5 258V260L7 261V259H6V257H7L8 258V261H7L8 264H11V263L15 264L16 260L13 259V255L10 257L9 251L7 252L9 254V256L7 255V253H4V255H3ZM31 253H32V255L30 254L29 257L31 256L33 259L32 258L30 259L29 257L24 256V254L22 255L23 257H21V260L23 261L24 259H26V261H27L26 262L24 260L25 264L29 263L30 260H31L30 261L31 263H29V264L33 263L32 260L38 261L37 258H36V257H38L37 254L35 255L34 252H31ZM35 253H36V251H35ZM22 258H24V259H22ZM41 258H42V256H41ZM41 258H39V261L36 264L40 263V259ZM46 258H45V260H47L48 262L50 260L49 263H51V259H49V257H48L49 260L46 259ZM9 259H11L10 260L11 263L9 262ZM27 259H29V261ZM0 260H1V262H0L1 264H4L6 262L5 260H4L5 261L4 262L2 260V258ZM12 260H13V262H12ZM45 260H43L44 263L46 262ZM2 261L4 263H2ZM24 261L22 263H24ZM41 262H42V260H41ZM17 263H19V260H17ZM46 264H47V262H46ZM263 264H264V262H263Z\"/></svg>","mask_w":264,"mask_h":264},{"label":"rangeland","instance_id":"obj_2","mask_svg":"<svg viewBox=\"0 0 264 264\" xmlns=\"http://www.w3.org/2000/svg\"><path fill=\"white\" fill-rule=\"evenodd\" d=\"M1 1L4 2V4H5V2H8V1H9L10 3H11V2L14 3L16 0H15L14 2H13L12 0H11V1H10V0H1ZM1 1H0V7L2 6V5H1V3H2ZM22 1H23V0H17L15 3L18 2L19 4L17 3V5H15V6H14V4L11 5V4H9V3H8L7 5L5 4L6 6L3 5V7H7V8L9 7L11 10H9V8H8V9H7V8H4V9H7V10H8V11L5 10V11H6V12H5V11L1 8L3 11H2V10L0 11V14H1V16H0V20L3 19V17H4V20H5V19H6L5 17H6L7 15L13 14V12H11V11H14L15 16H14V14H13V16L10 15L9 18H10V17H11V18H12V17H13V18H14V17H15V18L17 17L18 20H17V19L14 20V19L12 18L13 21H15V22L18 21L19 25H23V26H24L25 28H27L29 31L31 30V31H32V34H34L35 36H36L35 33H37V34L42 38V40H43V41H42L41 38H40L39 36H38V38L34 36L36 39H39V38H40L39 40H37L38 42H41V41H42L43 43H44V42H47V44L50 42V43H49L50 46H52L53 44L51 45V43L54 42V44L56 43L58 47L60 46L59 49H56V50H57V52L60 51L61 53H63V55H64V53L66 54L64 57H62L63 60L60 59V61H61L62 63H64V64H62V66L64 67V69L66 68L65 66H67V68H68V66H69V67L73 66L72 68L69 69V71H72L73 74H75V75H76V73H79V74H82V76H83V72L85 73V70H86V69H84V71H83L82 69H83V67H84V65H85V62L87 61V62H86L87 64L85 65L84 68H88L89 71L86 72V73L84 74V75H86V76H83V79H85V80H83L82 78H81V80L78 79V77H82V76H80V75L77 76V75H76V76H77V80H76V78H74V79L72 78V79H73V81H72L71 78H67V75H66V76L64 75V74H65L64 71L66 72V70H67V72L69 73L68 69H66V70H64V71H63V69H61V68H62V66H60V65H61V62L59 63V61H58V59L61 58V57H59V58H58V57L53 58V57H54V53H53V57H52V54H47L46 52H42V53H40V54H39V53H36V54H38V55H37V58L35 57L36 54H35V55H31V54L25 55V56H26L25 58L31 57L30 59H29V58H28V59L31 60V63H32V64L34 63L33 61L36 62V63H35V64H36V67H35V64H33L34 66H31V67H32V68H31L32 70H33V67L35 68V69H34V72L29 68V69L31 70V72H33V75H34V76H35V75H38V76L36 77V79L40 78V77H41L40 75H43V76H44V74H45L44 77H46V80H47V79L49 78V76H48L49 74H48V73H49V70H50V71L52 72V73H51L52 76L54 75L55 72H56V73L59 72L60 77H62V75H64L63 77H66L65 79H62V78L59 79L60 77H59V78H58V77L55 78V79H57V80L60 81V84H61V82H62L61 80H64V81H65V80H68V79L71 80L72 83L69 84V87H68L69 89H70V88L73 89V87H71L70 85L73 84V83H75V82L77 81L79 86L77 85V82L74 84V89H75V90L77 89V90H76V91H75L74 89L72 90V91H75L76 93H73V92L70 90V91L73 93V94H72L69 90L67 91L65 88H64V89L66 90V92H62V91H65L62 87H61V88H62L63 90L60 89V88L57 89L56 87H57V85L59 86V84H54V83H57V82L59 83V81H55V79H53L52 77H50L49 79H52V80H50V82H51V81L53 82V80L55 81V82H53V84H50V85H52V87L56 85V87H55L54 89H53L49 84H48V85H49L50 87L47 88V85L45 86V84H44L45 81H46L45 79H44V82L41 84V81H42V79H43L44 77H42V79H38L37 81H36V79H35V80H33V83H32V79H34L35 77H34L32 74H30L29 76H30V77L33 76L34 78H28V77H29L28 74H29L30 71H29V70L27 71V68L24 66V65H25L24 63H26V66H28V65H27V62H28L29 60L27 59V61H26L25 58H24V56H23V57L19 56V57H21V58L25 61V62H24V61H23V62L21 61V62L23 63L22 65L25 67L26 70H25V69H24V70L27 71V72H26L27 74H25V72H24L23 69H18L19 71L15 72L16 76L13 75V74L10 75V74L12 73L13 70H16L17 67H20V66H15L16 62H14L15 64H13V62H9V59L11 60L10 56L8 57V54H7V56H6L5 54H3V55H5L7 58H6L5 56H3V59H5V60H4L1 64H3L4 62H5V63H8L9 65H8L7 67H9L10 65H13V66H10V67H11V68H14V69L12 70L10 67H9L10 69H9V68H6V65H7V64H6L5 66L2 65V67H5V68H6V69H5V68H2V69H3L2 72H4V69H5V70L8 69V70L11 71V72L8 74V70H7L6 73H5V72L3 73V74H4L3 76L1 75L2 77L0 76V81H1L0 86L2 87V88H0V89H1V90H4V91H2V92H1V90H0V92H1V94H2V95L0 94V96H1V98H2V100H1V98H0V103H1L0 106H2V104H4V105H5L4 107H7V106L10 107V108L7 107V108H8L7 110L9 111V113H8L7 111H5L4 108H3V109H2V107L0 108V111L3 110L4 114L7 116V119H8V122H7L6 118H5V119L3 118L4 120L2 121V122H3V123H2V122H1V119H2V117H1L2 112L0 113V118H1V119H0V123H1V124H0V132L2 131L3 134H4V135H3L2 132H1V133H0V134H1L0 137L3 136V137H6V138L8 139V140H7V139H4V138H0V143L3 144V145H2V144H0V145H2L3 147H8L7 149L11 148V149H9L8 152L13 151L14 156H15L16 158L18 157L19 160L21 161V162L19 161L18 163L21 164V165H23V166H25V167L21 166V169H22V168H24V169L27 168V169H28V166L26 167V164H22V163H23L24 161L26 162V160H28V158H29L28 162H26V163H28V165L32 168V170H31V168L29 167L30 169H29V170L26 169L27 171H26V170L23 171V169H22L21 171H19V169H20V165L17 164V160H18V158H17V160L15 161L16 158L13 157V159H14V158H15V159H14V160H11V165H10V166H12V164H14V165L16 166V164H17V168H16V169H15V166H14V165H13L14 168L11 167V168H12V171H15V170H16V172L13 173V176H14L15 173H17V172H18V174L20 173V175H21L23 172H24V173H27V174H29V175H30V173L33 172V174L35 175V178H36V179H35L34 176H33V174H31V175L33 176V180H38V182H37V181L33 182V180H30V179H29V178L31 177V175H30V177H28L29 175L23 173V174H24V178H26V177H25V175H26V176H27V179H29V181H30V183H29V181H27V180L25 179V180L28 182V185H27V182L24 180V182H26V183H25L26 186H28V188L31 187V190H30V189H27V190H26L25 188H27V187L23 184L24 182H23V181L21 182V183L23 184V186H21L22 184H21V183L19 184L20 181H17V180H19V179H20V180H21V179L23 180V177L21 178V176H23V174H22L21 176H19V178H16V176H17V174H16V176H14L16 181H15V180H14L15 182L12 181V182H13V183H12V186L9 185V186L13 187V185L15 184V185H14V186H15V189H14V187H13V188L8 187V189L6 188V190H4L5 188H3L2 190L0 189V204H1V205H0V234H1L0 236H5L4 233L6 234V237L9 236V234H12V235L15 234V235H16V236H15V235H14V236H9V237H7L8 239H6V237H5V238L0 237V240H1L2 238H3L4 240H5V239H6V240H11L12 238L14 239V237H16V238H17L16 240H19V241H16L17 243L14 241L15 239L12 240V241H10V242L12 243V246H11V247H13L14 243L16 244V245H15L16 247L14 246V248H15L14 251H15V252L18 251L17 249H18L19 247L21 248L20 245H23V244H21V243H19V247H18V245H17L18 242H20L21 237L24 238V237H26V235H27V237H29V238H31V239H32V237H33V239H34V238H36L38 235H41V234H38L39 232H40V233L42 232V229H41V227H40L39 225L41 224V222H42V223L45 222V220H43L44 217L42 216V215H44V214H42V213H44V212H45L44 210H46V209H47L48 207H50V205L52 204V203L49 202V205H47L48 202H47V203H44L42 199H44L45 197H47V200H48V199L50 200L49 197H51V199L54 200L53 197H55L56 194H57V196H59V198H60V195H61V197H63L62 200H63V199L67 200L68 198H71V199H72V197H70L71 195L69 196V192H70V194L73 193L72 195H73V197L75 198V196H74L75 192H74V191H76V190L73 188V186H72L73 184H71V185L68 184L69 182H68L67 178L70 179V177H72L71 175H74L73 173H76V172H77V169H78V168L80 167V165L82 164V161H80V160H81V157L79 158V156H77L78 154H80V153H79L80 150H81L80 152H81L82 154H84L83 152H84L85 150H84V148H82V147H85V149H86V147H91V148H93L94 151L92 152L93 154H92V156H91V159H99L98 157H100V156H98V155H100V154H97L96 151H99V152L101 153V151L106 150L105 148L101 150L100 147H98V145L102 143V141L99 139L100 136L98 135V134H100V133L102 132L101 129H100L101 127L98 128V129H100L99 132H98V134H95V133H97V132L93 133L94 135H98V136L96 137V139L94 138L95 136L92 134L94 140H95V141L97 140V142H95V141L93 140L92 136H90L91 133H90V134H89V133H85V131H84L85 128H84V127H81L80 125H81V124H83L84 126L87 125L86 127L88 128L90 125H91V126H92V125H93V126H94V125L98 126L97 124H98V123H101V125H99V126H102V124H103L108 118H110V117H112V116H114V118H110V119H108V123H111V122L113 121V119H117V122H116V120H115V122L113 121L112 123H114V125L117 123V125H118V124H120V122H122L123 119H124V116L121 115V112H122V114L125 115L124 111H125V110L127 111L125 104H122L123 106L120 108V110H118L120 113L117 111L116 108H119V107L121 106V104H120L121 102L124 103V101L126 100V97H127V96L124 97V98H125L124 101H123V99H124L123 97H122L123 99H119V98H121V95L119 96L117 91H118V90L120 91V89H118L117 91L115 90V88L117 89V86H118V85H113V87H112V89H111V91H114V92L116 91L117 93L114 94V92L111 93V91H109L108 95L111 94L110 96H112V98H115L114 100H116V97L119 96V98H118L117 100H118V101L120 100V103H118L117 100L114 102V101L110 98V96H108L110 99H109L107 96H103V100L107 97L108 100H109L111 103L108 102V100H106L107 102H103V103H102L103 100H102V98H100V97L102 96V95H100L101 93H99V95H100L99 98H98L97 96H95V94L97 95V93L101 91V90L99 89V87H98V88L96 87L97 89L94 90V91H92V89H93V88L95 89V86H96V85L94 86V84L97 83V85L99 84L98 86L102 87L103 84L105 83L106 79H108L107 76L110 74V72L112 71V69H113V68H116V66H117V68H116V69H113V71H115V72H116L117 74H119V75H121L122 72H123L122 74H125L127 71L130 72V80H128V83L130 82L129 85L131 84L132 86L130 85V86H131V87H130V86H128V84H126V85L124 84L123 88H125V86H127V87H130L131 89H133V86H135L134 82H136V81L133 80V78H132L131 75H132V74L135 75V74L138 73V72H135V69L137 68L138 65L140 66V64H134V66L131 64V63H132V62H131V61H132V58H131V51H128V49H129V50H132V47L134 46V44H132L131 42H134V41H135L134 39H137V37L141 38L142 36H143V37H144V36H145V37H148L147 39H148V41L150 42V45H151L152 42H156V40H157L158 43H157V42L154 43L155 47L157 48V52L154 53V54H157V53H158V57L161 56L162 53H160L159 50H165V49H166V45H164V44H166V43H162V42H163L164 38H165V40H166L167 38H166V37H163V36H165V35L168 34V33H173V30H172V29H171V31H170L169 29H166L167 27H168V28L170 27V25H167V24L165 25V23L168 22V21H167V20H166V21H163V20H165L166 18L171 19V17L169 18V17H167V15L169 16V14L174 13V12H172V10H174V8L176 7V5H175L176 2H175V0H174V1H173V0H169L170 3L173 1L171 4H173V6L175 5L174 8H173V6L170 7L171 5L168 7V5H169L168 2H167V6H165L166 3L164 4V3H163V0H162V2H161V0H160V2L158 1L160 4H158V2L155 3L157 0H156L155 2H150L151 0H148V2H147V0H146V1H145V0H143V1H142V0H137V1H136V0H128V2H131L132 5H131L130 3H129V5H131L132 7H133V3H134V2L136 3L134 7H137V9L135 8L134 11H136V12H134V11H132L134 8H132V7L130 8V6L128 5V3H126V2H127L126 0H122V1H121V0H120V1H118V0H112V1H111V0H90V2H89L88 0H84V1H83V0H65V2H63L64 0H61V1H60V0H57L60 6H63L64 3L67 5V6L64 5V7H61L62 9H65V10H66V13L68 12V15H70V16H67V14H64V13H65V10L62 11V9H61V11H60V10H59L60 6L57 5V3L55 4V1H54V3H53V0L50 1V2H49V0H48V1L45 0L44 2H43V0H42V1L37 0L36 5L34 4L36 1H34V3H33V2H32L33 0H31V1L29 0L31 3H28V2H29L28 0H24L23 2H22ZM46 1H47V3H46ZM59 1H60V2H59ZM73 1H74V2L77 1V2H79L81 5H80L79 3H77V2L73 4ZM102 1H104L105 3L102 2ZM109 1H110V2H109ZM117 1H118V2H117ZM144 1H145V2H144ZM153 1H154V0H153ZM166 1H167V0H166ZM177 1L180 3V5H183V7L187 5V6H186L187 8H186V7L183 8L182 6H179V3L177 2V3H178V5H177V9H178V10L175 8V10H176L175 12H176V13H175V14H172V15H173V17L176 16V18H177L178 20L176 19L175 21H178V22H179V21H181V20H179V18H181L182 14L186 11V12H185L186 14H183V16L185 15V16H184L185 18L183 17V18H184V22L181 21V22H179V23H180V25H182V24L185 25V24H186L185 26L183 25L182 28H185V27L188 26V25H189V26L186 27L185 29H182V28H179V27H180V25H178L179 23L177 22V24H176V22H175V24H176L175 26H176L177 28H179L180 30L177 29V28H176V29H177L178 31H184V32H185V30L190 31V30L192 29L193 25H194V22H193L192 19H190V17H188V14H189V10H190L191 7H192V2H193V1H192V0H186V1H185V0H183V1H182V0H177ZM180 1H181V2H180ZM184 1H185V2L188 1V3L185 4ZM207 1H208V0H207ZM207 1L205 2V7H204V9H206V12L208 13V15H209V17H210V20L212 19V17H213V18L215 17V18L217 19L216 15L219 16V17L222 16V20H223V18H225V17H226V18H225L224 20H227V16H228V15H230V17H232V16L234 17L235 14L237 15V16L235 15V18H233V17H232L233 19L231 18V22H229L230 19H228L227 21H224V22H223V21L220 20L219 18H218L217 20L214 18V19L216 20V22L219 21V20H220L219 23H221V21H222V24L226 22V23L223 24V25L217 23V24H219V25L221 26V28H223L224 30L221 29L220 27L218 28L217 24H216V23L214 24V21H215V20H212V21H213V24H212V25H213V28H215V30H216V27H214V25H216V26H217V29H221V30H222V31H221L222 34H223V32H225V33H229V34L231 33L230 30H231V28H232V25H235V24L238 22V20H239L238 16H240V18H241L240 21L243 22L242 20L245 19V18H244L245 13H246L247 18H249V17L253 14V13H252L253 11L258 10V9H254V7L256 8L260 3H262V4L264 5V0H261V1H263V2H260V0H258L257 3H256V0H251V2H254V1H255L254 3H255L256 6L254 5V3H252V5H251V3H250L249 0H248V3H247V0H246V1L244 0V2H242V3H241V1H243V0H241L240 2H239L238 0H236L237 2L235 1L233 4H232V3L230 4L229 2H227V1H231V0H225V4H226V2H227V5H229V4H230V5H234L233 7L236 6L235 4H238V5H239V4H244L245 2H246L247 5L244 4L245 6L242 5L243 7L240 5L242 8H241L240 6L237 5V6L235 7L236 10H235V8L233 9V11H235V14H230V13L233 12L232 9H231L232 12L229 10L232 6L229 5V6L227 7V5H225V8H229L228 10L226 9V11H230V13H229V12L227 13V12L225 11L226 16H223V13H224V12L219 11L220 8H221V7H220V4H222V5H223L222 7H224V4H223L224 1H223V0H222V2L219 4V7H220V8L217 7V4L220 2V0H218L217 3H216V1H215V3H214L212 0H209L208 2H207ZM211 1H212V2H211ZM232 1H233V0H232ZM25 2H26V4H29V5H26V7H25V5H24ZM40 2H41L42 5H44V6H42V5L40 6V5H39ZM51 2H52L53 4H51V5L48 4V3H51ZM62 2H63V4L61 5ZM113 2H114V4H115L116 6H114ZM142 2H144L143 5H141ZM209 2H210L211 4H214V5L211 6V5L209 4ZM20 3H21V4H20ZM38 3H39V4H38ZM43 3H46L48 6L50 5L49 7H50V8L52 7L51 10H50L49 7H47V6H46L45 4H43ZM146 3H147V4H148V3H152V4L155 3L154 6H156V5L158 4V5H157L158 7H157V6L155 7L156 9H160V8H162V7H159V5L161 6L162 4H164L165 7H164L163 5H162V6H163V8H164L165 10H167L166 8H168V12H167V13H169V14L166 15V13H164V12H166V11L161 9V10L163 11V13H162V11H158V10H157V11L160 12L162 15L165 14V15H163V16H164V17L166 16V18H164L163 16L161 17V14H159V13H156V16H157V17H154L152 14H155L156 9H155L151 4H150L149 6L146 5V6H148V7L144 6ZM161 3H162V4H161ZM181 3H182V4H181ZM183 3H184V4H183ZM206 3L208 4V6L210 5V9H209V7H208L209 10L207 9V5H206ZM2 4H3V3H2ZM72 4H73V5H72ZM75 4H76V5H75ZM77 4H79V6H78ZM111 4L113 5L114 10L116 11L115 19L118 20L119 22H118V21H115V20L113 21V20H112L113 18H111V17H112V15H111V17L108 16V18H107V17H103L105 20H107V24H108V25H106V23H105V25H104V22H106V21H103L104 19H103L101 16H104L103 11H104V12L106 11V13H108V12H110V11L113 9V7L111 6ZM137 4H138V5H141V7L138 6ZM189 4H190V5H189ZM248 4H249L250 6H249ZM9 5H11V6H9ZM22 5H23V6H22ZM30 5H31V6H30ZM34 5L36 6V8H37L38 10H36V8L34 7ZM38 5H39V6H38ZM52 5H54V7H53ZM84 5H85V6H88V7H90V6L92 5L91 8L97 9L96 12H97V14H99V16H98V15H97V16H96V15H91V16H90L89 14H91V13L88 12V10L86 9V7H85L86 10L83 9V8H80V6L82 7V6H84ZM100 5H101V6H100ZM122 5H123V6H122ZM124 5H125V8H124ZM136 5H137V6H136ZM188 5H189L190 9H189ZM260 5H261V4H260ZM263 5H261V6L264 7ZM12 6H13V8H12ZM16 6L19 7V10L21 9V11H19V10L17 9ZM29 6H30V7H29ZM45 6H46V8H47L48 10H50V12L47 10L46 13H45V11H44V10H46V9H44ZM57 6H59V8H58ZM72 6H73V8H74L75 10H74V9H73V10L71 9ZM74 6H76V7H74ZM77 6H78V7H77ZM142 6H143V7H142ZM150 6H151V7H150ZM178 6H179V7H178ZM215 6L218 8L217 11L215 10V12H216L217 14H216L214 11H212V9L214 10L213 7H215ZM261 6H260V7H261ZM14 7H15L16 9H15ZM33 7H34L35 10L38 11V12H39V9H40L39 7H41V8L43 7V9H42L40 12L42 13V11H44L43 13L46 14V16H44L45 19L49 17L50 19L48 18V20H47V19H46V20H47V21H51L52 24H53V23H54V24L52 25L51 22L49 23V25H48L47 22H45L46 24L43 23V19H44V17H43V19H42V15H45V14H43V13H42L40 16H38V15L40 14V13H39L38 15H36L38 18H35V17L33 16V15H35V14H33V12L36 13V14H37L38 12L34 11ZM56 7H57V9H56ZM116 7H117L118 9H117ZM127 7H128V8H127ZM145 7H146V8H145ZM152 7H153L154 10L151 9ZM181 7H182V8H181ZM237 7H240V8H239L240 10H238ZM260 7H258V8H260ZM79 8H80L81 10H79ZM111 8H112V9H111ZM172 8H173V9H172ZM217 8H216V9H217ZM22 9H23V12L26 11V13H25V16L27 17V18L25 17L26 20L28 21V20H30V18H31V20L29 21L31 25L34 23L33 21H35V19H36V21H37V20L41 17L40 20L42 19V21H39V20H38V21H39L41 24H43L44 26L46 25L45 28H43L44 26H43V25L41 26V25L38 24V22H37L38 25H33V27H36V28H33V30L35 31V33H34L33 30H32V28H31L32 26H31V25H26V24H28V23H27V21L24 19V15H23L24 13H22ZM54 9H55V11H56V14L58 13L57 15H56L55 13H53V12H55ZM103 9H104V10H103ZM116 9H117V10H116ZM123 9H124V10H123ZM130 9H131V10H130ZM144 9H145L146 11H148L149 13H147L146 11H144ZM147 9H150V10H147ZM185 9H187V10H185ZM250 9H251V14L248 13V14H249V15H248V14H247V11H248V10L250 11ZM16 10H17L19 13H17ZM98 10H99V12H98ZM101 10H102V11H101ZM118 10H119V11H118ZM121 10H122V11H121ZM125 10H126V11H125ZM151 10L153 11V13H151ZM181 10H183V11H181ZM210 10H211L212 12H210ZM221 10H223V9H221ZM252 10H253V11H252ZM71 11H72V12H71ZM79 11H80V12L82 11V12H81L82 15L80 14ZM86 11H87V12H86ZM100 11L103 13V15H101L102 13H101ZM131 11H132V12H131ZM143 11H144V12H143ZM157 11H156V12H157ZM169 11H171L172 13H170ZM178 11H181V12H183V13L177 15V14L179 13ZM223 11H224V10H223ZM238 11H239V12H238ZM249 11H248V12H249ZM1 12H5V13H8V14H7L6 16H4V15L2 16V13H1ZM10 12H11V13H10ZM27 12H29V13H27ZM48 12H49V13H48ZM83 12H84V13H83ZM96 12H95V13H96ZM145 12H146V13H145ZM213 12H214L216 15H215V14L213 15ZM240 12H241V13H240ZM243 12H244V13H243ZM5 13H4V14H5ZM9 13H10V14H9ZM61 13H62V14H61ZM88 13H89V14H88ZM95 13H93V14H95ZM122 13H123V14H122ZM124 13H125V14H124ZM132 13H135V17H134V14H132ZM142 13H143V14H147V16L142 15ZM150 13H151V14H150ZM218 13H219V14H218ZM220 13H221V14H220ZM233 13H234V12H233ZM237 13H240V14H237ZM242 13H243V16H242ZM16 14H18L20 17L16 16ZM119 14H120V15H119ZM140 14H141V15H140ZM158 14L160 15V17H161L162 19L164 18V19L162 20V21L164 22L163 25H162L163 22H162L160 19H158L159 21L156 20L157 18H160V17H158V16H159ZM227 14H228V15H227ZM30 15H32V16H30ZM54 15H56V17H55ZM62 15H63V16H62ZM80 15H81V17H79ZM117 15L120 16V17L118 16L119 19L116 18ZM125 15H126V18L124 17ZM174 15H175V16H174ZM180 15H181V16H180ZM211 15H213V16H211ZM29 16H30V18H28ZM47 16H48V17H47ZM53 16H54L55 18H54ZM57 16H58V17L60 16L59 19H58ZM61 16H62V17H61ZM65 16H66L67 18H65ZM72 16L75 17V21H74V19H73ZM83 16H84V19H83ZM149 16H150V18H149ZM170 16H171V15H170ZM177 16H178V17H177ZM241 16H242V17H241ZM252 16H255V18H254V17H250V18H253V19H249V20H252V21L254 20V21H253L254 23H253L252 21H249V20L247 19L249 24H247V22L244 20V22H245V23H244V26H247L248 29H250L251 33L253 32V30H255L256 32H259V30H260V32L263 31L262 33L264 34V30H262V29H264V27L262 26V25H264V22L262 21V24L258 23V21L255 22V19H257V18H256V15H252ZM68 17H69V18L72 17V19L70 18V21H71V22L68 20V19H69ZM76 17H77V19H76ZM88 17H89V21H88ZM93 17H94V18H93ZM96 17H97V18H96ZM99 17H100V18H99ZM131 17H132V18H133V17H134V18H137V19H134V20H135L134 23H133L134 20H130ZM230 17H228V18H230ZM19 18H20V19H19ZM32 18H33V19H32ZM53 18H54V19H53ZM61 18H63V19H61ZM98 18L101 20V23H102V21H103L102 25H101V23L99 22L100 20H99ZM101 18H102L103 20H102ZM144 18H146V20H145ZM155 18H156V19H155ZM183 18H181V19H183ZM187 18H188V19H187ZM237 18H238V19H237ZM12 19H10V20H12ZM51 19L54 20V21H52ZM79 19H80V20H79ZM82 19H83V20H82ZM90 19H91V20H90ZM94 19H95L96 21H95ZM110 19H111L113 25H112V23L110 22ZM120 19H121V20H120ZM122 19H124V20L127 19V23H126L124 20H122ZM150 19H151V20H152V19H153V20H156V21H157V24H156V22H154L156 25H158V24H160V22H162L159 26L155 27L156 29L158 28L157 30L153 27V24H154V23H153V20H152V22L150 21V22H148L147 24H145V23H146L148 20H150ZM173 19H174V18H173ZM185 19H187V20H185ZM4 20H2V21H4ZM55 20H56V21H55ZM61 20L64 21L63 24H66V27H65V25L63 26V24H61V23H62ZM65 20H67L68 22L65 21ZM129 20L131 21V23L129 22ZM142 20H143V21H142ZM144 20H145V21H144ZM2 21H0V23H1ZM19 21H20V22H19ZM25 21H26V23H25ZM31 21H32V22H31ZM80 21H81V22H80ZM92 21H94V22H92ZM121 21H124V24H125V25L122 24L123 22H121ZM139 21H140V22H139ZM169 21H170V20H169ZM172 21L174 22V20H172ZM172 21H170V22L172 23ZM185 21H189V22L186 23ZM190 21H191L192 23H191ZM235 21H236V23H235ZM5 22L7 23V20H6ZM5 22H4V24H6ZM56 22H57V23H56ZM65 22H66V23H65ZM72 22H74V23H72ZM78 22H79V23H78ZM82 22H83V23H82ZM89 22H90V23H89ZM95 22H97V23H95ZM108 22H110V24H109ZM116 22H117V23H116ZM158 22H159V23H158ZM170 22H169V23H170ZM228 22H229V23H228ZM232 22H233V24H232ZM18 23H17V24H18ZM92 23H93V24L95 23V24L93 25ZM149 23H150V24L152 23V28H151L152 30L155 29V30L158 31L159 33L161 32V34L159 35V39H158V37L156 36V34H155V36H153V37H155V40L152 39V38H153L152 35H154V34H152V33L156 32L155 30H153V31H152L151 29H150L151 31L147 30V31H148V32L146 31V32H147V36H146V34H144L143 31H141V29L144 30L145 25L147 26ZM188 23H189V24H188ZM257 23H258L259 25H257ZM4 24H0V25L3 26ZM15 24H16V23H15ZM35 24H36V22H35ZM59 24H60V25H59ZM70 24H71V25H70ZM81 24H83V25H81ZM89 24H91V27L89 26ZM114 24H115V26H114ZM117 24H118V25H117ZM119 24H121V25H123V26H120ZM140 24H141V25H140ZM143 24H144V25H143ZM155 24H154V25H155ZM173 24H174V23H172V26H171V27L174 29L175 26H174ZM191 24H192V25H191ZM254 24H256V27H255V28H258L257 30H256V29H251V27H254ZM47 25H48V26H47ZM50 25H52L54 28H53V27H50ZM74 25H75V27H73ZM78 25H79V26H78ZM85 25H86V26H85ZM109 25H110V26H109ZM131 25H132L133 27H132ZM137 25H138V26H137ZM142 25H143V26H142ZM190 25H191V26H190ZM248 25H249V26H248ZM250 25H251V26H250ZM260 25H261V26H260ZM6 26L9 27V28H7ZM6 26L0 27V29H3V30L0 31V33H5V32H6V33H7V32L9 33V32H10V31H9V30H11L10 26H9V25H6ZM27 26H28V27H27ZM29 26H30V27H29ZM37 26H38V27L41 26V28L38 29L37 32H36ZM60 26H61V27H60ZM84 26H85V28H84ZM92 26H94L95 28L93 29ZM99 26H100V28H99ZM107 26H109L108 29L105 28V30H104V31L107 33V35L103 36V35L106 34V33L103 32L102 30L104 29V27H107ZM116 26H118V27H116ZM178 26H179V27H178ZM205 26H207V25H205ZM258 26H260L261 28L258 27ZM5 27H6V30H5ZM46 27H47V28L50 27L51 31L49 30V28L46 29ZM72 27H73L74 29H73ZM76 27H78L79 30L84 31V32L88 31L89 28H90V30H94V31H95V30H99V31H95L96 34H99V33L101 32V33L99 34V35H101V34L104 33V34L101 35V36H102V38H103L105 41H107V42H110L111 39H112V38H111V39H108V38H109L108 35H109V32H110V31H109V28H111V27H114V28H115V27H116V28H118L120 31H122V30H121V29H122L121 27L127 28V29L124 30V31H127V32H123V31H122L123 33L119 32V30H117V29L115 28V30L118 31V32H117V35H118V34L120 35V36L118 35L119 38H121L122 41H125V43L128 42V44L126 43V44H127V47L125 46L126 48H128V49H127L128 52L126 51V48L123 47V49H122V56L125 58V59H124V58L122 57V58H123V62H122V60H121L122 58H121V59H120L121 61L119 60V61H118L119 63H116V62H114V59H113L112 57H110L108 61H105L106 63H105V62L103 63V65H104V66H103V65L98 61V59H91V60H93V61H92L93 64L95 63L94 66H93L92 62H88V60H87L88 58H87L86 55H85L86 53L83 52V50H84V44H83V46H82V42H83V41L80 40V39H76V38L72 37L73 34L75 33V31L78 30V29H76ZM87 27H88V28H87ZM96 27L99 28V29H97ZM102 27H103V29H102ZM137 27H138V28H137ZM160 27H162V28H160ZM163 27H165V28H163ZM229 27H230V28H229ZM247 27H246V28H247ZM249 27H250V28H249ZM65 28H66V29H65ZM91 28H92V29H91ZM128 28H129V30H128ZM130 28H133V29H130ZM139 28H140V29H139ZM225 28H226V29H225ZM8 29H9V30H8ZM53 29H54V30H53ZM67 29H69V30L71 29V31L68 32ZM136 29H138L139 31L136 30ZM165 29H166V30H169V31H166ZM176 29H174V30H176ZM181 29H182V30H181ZM7 30H8V31H7ZM39 30H40V31H39ZM42 30L45 31V32H47V33L42 32ZM62 30H63L64 32L67 31V32H68V33L66 32L67 35H66V33H65L64 35H63V34H60V32H61V33H64V32H62ZM106 30H107V31H106ZM131 30L134 31V32L131 33V32H130ZM261 30H262V31H261ZM2 31H4V32H2ZM38 31H39V33H38ZM52 31H54V32H52ZM136 31H137L138 33H137ZM212 31H214V29H213ZM51 32H52L55 36H54ZM128 32H129L130 34H129ZM146 32H145V33H146ZM150 32H152V33H150ZM158 32H157V33H158ZM215 32H216V31H215ZM217 32H219V34L221 33L220 30H219V31L217 30ZM6 33H5V36L8 34V33H7V34H6ZM41 33H42V34H41ZM43 33H44V34H43ZM55 33H56V34H55ZM57 33L59 34V36L57 35ZM71 33H72V34H71ZM113 33H114V31L111 32L110 35L113 34ZM126 33H128V34H126ZM140 33H141V35H140ZM211 33H212V32H211ZM45 34H46V35H45ZM48 34H50V35L52 34V35L54 36V38H55L56 35H57V37H56L57 39L55 38V39H56V40H55V39L53 38L52 35L49 37ZM123 34H126V36L128 35V36H127V38H128L127 40H128V41L125 40L126 37H124V36H122V37H124V38L121 37V35H123ZM138 34H139L140 36H139ZM143 34H144V35H143ZM148 34H149V35H148ZM151 34H152V35H151ZM162 34H163V36H162L163 40H161V39H162V38H161V35H162ZM203 34H204L205 36H208V37L211 36L209 32H208V33L205 32V33H203ZM203 34H202V35H203ZM213 34L216 36V33H213ZM217 34H218V33H217ZM252 34L256 36V39H257V36H258V35H261L260 33H256V34H255L254 32H253ZM257 34H258V35H257ZM263 34L261 35L262 37H263ZM61 35H63L64 37L61 36ZM137 35H138V36H137ZM202 35H201V38H202L201 41H204V40L206 39L205 41L207 42V40H208L209 38L203 36V37H204V39H203ZM223 35H224V38H225V36H227V34H223ZM5 36H3V34L0 35V37H3L4 39L6 38ZM42 36H43V37H42ZM44 36H47V38L44 37ZM60 36H61V37H60ZM131 36H133V37H131ZM150 36H151V39H152V40L149 39ZM220 36L222 37L221 34H220ZM261 36H258V39H257V40H259V41H257V43H258V42H259V43H258V44H255V43H254L255 45H253V46H256V45H257L256 48H258V50H259L260 52H263V53H264V51H263L264 49H263V48H261L262 51L259 49L260 47L264 46V45H263V44H264V43H263L264 40H263V39H262L263 41L261 40V38H262ZM48 37H49V38H48ZM58 37H59V38H58ZM107 37H108V38H107ZM156 37H157V39H156ZM217 37H219V36L217 35ZM221 37H219V39H220ZM246 37H247V39H245ZM246 37H245V36H244L243 38L241 37L242 39H240V40H241V41L244 40V41H242L243 43H242L241 41H239V40H238L239 42H237V43H242V47H244V46L246 47L245 44H247V45L249 44V43L246 42V40H248V35H246ZM259 37H261V38L259 39ZM35 38H34V40H35ZM51 38H52V39H51ZM129 38H130V39H129ZM4 39L0 38V40H1L0 44H1V43L4 44V42H2V41H4ZM50 39H51V40H50ZM147 39H146L145 41H147ZM46 40H47V41H46ZM160 40H161V41H160ZM217 40H218V38H217ZM71 41H73L74 44H73V42H71ZM148 41H147V42H148ZM151 41H152V42H151ZM167 41H168V40H167ZM205 41H204V42H205ZM260 41H261L262 43H260ZM42 42H41V44H43ZM149 42H148V43H149ZM159 42L162 43V44H160ZM199 42H200V40H199ZM199 42H198V43H199ZM204 42H202V43H204ZM206 42L204 43V46H205L206 44H209L208 42H207V43H206ZM209 42H210V44H211V41H210V40H209ZM200 43H201V42H200ZM202 43H201V44H202ZM250 43H251V42H250ZM44 44H46V43H44ZM44 44H43V45H44ZM47 44H46V45H47ZM126 44H125V45H126ZM156 44L158 45V47L156 46ZM201 44H200V45H197V44H196V45H197L198 47L203 46V44H202V45H201ZM260 44H262V45L260 46ZM46 45H44V47H45ZM152 45H153V44H152ZM152 45H151V47L154 46V45H153V46H152ZM160 45L164 46L165 49H164V47H162V46H160ZM196 45H195V46H196ZM217 45H218V43H217ZM249 45H250V44H249ZM1 46H2V45H1ZM74 46H75V47H74ZM131 46H132V47H131ZM204 46H203V47H204ZM251 46H252V45L249 46V47H250V50H252L251 52L254 53V52H253V49H252L253 46H252V47H251ZM149 47H150V46H148V47L146 46L145 50H144V48H143V51H144V53H145V57H148V58L151 57L149 54H147V48H149ZM161 47H162V48H161ZM42 48H43V47H42ZM196 48H197V47H195V49H196ZM201 48H202V47H201ZM256 48H255V49H256ZM1 49H2V47L0 48V50H1ZM43 49H44V48H43ZM43 49H42V50H43ZM66 49H68V51H70V52L67 53ZM79 49H80V50H79ZM124 49H125V50H124ZM198 49H199V48H198ZM75 50H77V51L79 50V53H81V51H82V54H79L77 51L75 52ZM123 50H124V51H123ZM258 50L256 49L257 52H259ZM43 51H44V50H43ZM145 51H146V52H145ZM72 52H73V53H72ZM126 52H127V54H125ZM198 52H199V51H198ZM218 52H219V51H218ZM251 52L249 51V53H251ZM257 52H256V54L254 53V55H253V54H250V55H253L254 57H250L249 55H248V56L246 55V58H245V54H246L247 52H246V53H245V52H244V53H241V55L244 54V56H242V57H244V58L246 59V61H247V58H248V61H250V62L252 61L251 63L249 62L250 65H247L246 67H245V66L243 67V64H241L242 61L239 62V60L242 59V58L240 57V54H239L238 56L240 57V59H239L238 57H237V58H238L239 60H238L237 58H235V59L238 60V62H236V63L234 64V65H235V69H236L235 71H236L237 73H234V72L232 71V69H233L234 67L231 68V71H232V72L230 73V75H231V77L233 78V80H234V78L238 77V79L236 78L237 85H238L239 82L242 83L241 85H244V86H241V85H240V87L238 86L239 88H242V87L245 88V86L247 85L246 88L248 87V89L251 90V91H248V89H247L248 92H251L250 96H252V98H251L249 95H247V94H246L247 92L243 89V93H244V91H245V95H246L245 98H247V97L249 96L248 99L251 98V99L253 100V101L249 102L248 99H247V100H246V101H247L246 103L249 102V103H251V105H253V106H256L255 104H257V106H256V109H257V110L254 111L255 108L252 107V108H253L252 110L255 112V113H254V112H252L251 108L249 109V111H247L248 109L245 108L246 103H245V104L242 103V104L244 105V107H243V105H242L241 103H237V104L233 103L232 100H231V101H232L233 104H235V106H234L233 104L230 105L231 102L229 103L230 107H231V106L233 107V112H234V113L232 112V114H234V115H231V114H230V115H228V117H229V116H234V117L236 116V117H239V118H240V114L238 115L237 112H238V110L243 109V108L246 109V114H247L248 112L253 114V115H251V114L248 113L249 115L247 114V116H249V117H246V114H244V113H245V110H244V113L242 112L243 110H240V112L242 113L241 116H242V115H245L244 117H243V116L241 117V118H243V119H240L242 122H241V121L238 122L239 127L241 126V129H240V130H241V133L239 132L240 134H238V133L235 132L236 134H235V133H234V134H235V137L237 136L236 138H234V134H233V132H229V133L227 132L228 134L225 133L226 135L224 136L225 138H227L228 136L231 138L230 141H228V144H227V140H225V142H224V144H225V143L227 144V145H224V147L227 149V151H226V149L224 148L225 151H226V154H227L228 152L232 151V153H230V154H231L230 156H229V154H227L229 157H226L227 155H226V156L224 155V159H225V160H224V164H229L230 166H232L233 169H234V171H236V173H237L238 171H240L239 169L242 170V167H241V166H236V164H238L240 161H242V162H246L245 160H247L248 158H250L251 160L254 161V162L252 161V163H255V161L257 160V161H256L257 163H260V162L262 161L263 164H264V159L262 158V157H264V156H263L264 154L261 156L262 152L264 153V148H263V146H262L263 144L260 145V144L262 143V141H264V128H262V127L264 126V122H263V120H264L263 117H264V116H263V117L261 116V115L264 114V111L261 109V107L264 109V98H263V97H264V91H263V90H264V89H263V87H264V81H263V80L261 81V79H262L263 77H261L260 75H262V74H259V76H257V74L261 71V69H262V71H261L260 73H263V71H264V70H263V69H264V68H263V64H264V63H262V61L260 62V60H261L260 54H261V53H260V54L258 53V55H259V59H260V60L257 58ZM216 53H217V52H216ZM44 54H45V55H44ZM77 54H78V56H77ZM218 54H219V53H218ZM225 54H226V53H225ZM63 55H62V56H63ZM69 55H70V56L75 55V57L71 58L72 61H71V59L69 60V58H70ZM146 55H147V56H146ZM27 56H28V57H27ZM32 56H33V58H34L35 60H32V59H33ZM47 56H50V57L48 58ZM66 56H67L68 58H67ZM125 56H126V57H125ZM214 56L216 57V56H218V55L215 54ZM214 56H213V57H214ZM255 56H256V58H255ZM263 56H264V54H263ZM42 57H43V58H42ZM45 57H47L48 59L45 58ZM145 57H144V58H145ZM215 57L212 58V60H213L214 62H213L212 60L210 61V63H211V64H214V66H213V65H212V66L209 65V66H208L209 68L206 67L205 70H204V72H206L207 74H209V75H211V76H213V77H214L215 75H216V76H219V73H218L217 68L215 69V67H216V63H215V60H216V59H215ZM21 58H19V59L21 60ZM38 58H39V61L37 60ZM64 58H66V59L68 60V61H67L68 63H66V65H65V61H66V59L64 60ZM74 58H75L76 60H75ZM78 58H79V59H78ZM80 58H81V59H80ZM86 58H87V59H86ZM130 58H131V59H130ZM252 58H253L254 60H256V61L258 60V61L255 62L254 60H252ZM262 58H263V57H262ZM43 59H44L45 61H44ZM73 59H74V60H73ZM129 59H130V60H129ZM250 59H251V60H250ZM89 60H90V59H89ZM237 60H235V61H237ZM242 60H244V59H242ZM18 61H19V60H18ZM50 61H51V62H50ZM52 61H54L55 63L52 62ZM57 61H58V62H57ZM79 61H80V62H79ZM111 61H112V62H111ZM125 61H126V62H125ZM263 61H264V60H263ZM47 62H48V63H47ZM69 62H71V66H70V63H69ZM121 62H122V65L124 64V66L128 63V64H127V69H129L128 67H131V66H130V64H131V65H132L131 69H130V70H127L126 67H125V68H122L121 70H123V71H121V70L119 69V66H120V63H121ZM259 62H260L262 65H260ZM18 63H19V65L21 64L20 62H18ZM18 63H17L16 65H18ZM28 63H30V61H29ZM40 63H41V64H42V63H45L46 66L43 65V64H42V65H43V66H42ZM56 63H57V64H56ZM80 63H81V64H80ZM98 63H99V64H98ZM112 63H115L116 66H115V65L113 66ZM237 63H238V64H241L242 68L240 67V65H237ZM244 63H245V65H246V64H249V63H246L245 60H244ZM256 63H257V64H256ZM68 64H69V65H68ZM88 64H89V65H88ZM105 64H106V65H105ZM251 64H252V65H253V64H256V65H258V66L260 65L262 68L259 66L261 69L258 68V70L255 71L254 67H255L256 65L253 67ZM38 65H41V66H38ZM96 65H97V67H95ZM107 65H108V67H107ZM111 65H112L113 67H112ZM118 65H119V66H118ZM122 65H121V67H122ZM0 66H1V65H0ZM29 66H30V65H29ZM44 66H45L46 68H47V67H50V66H51V67L54 66L55 68H51V67H50V68H47V69H46V68H44ZM58 66H60L61 68H58ZM79 66H80V67H79ZM87 66H89V67H87ZM100 66H101V68H100ZM102 66H103V67H102ZM110 66H111L112 68H111ZM124 66H123V67H124ZM139 66H138V68H139ZM210 66L213 67L212 69H214L215 72H209V71H214V70H212V69L210 68ZM236 66H237V68H236ZM248 66H252V67H248ZM258 66H257V67H258ZM15 67H16V68H15ZM24 67H23V68H24ZM56 67H57L58 69H57ZM104 67H105V69H104ZM121 67H120V68H121ZM135 67H136V68H135ZM238 67H239V68H238ZM257 67H255V68L257 69ZM37 68H38V69H37ZM42 68H43L44 70H43ZM80 68H81V70H79ZM92 68H93V69H92ZM106 68H107V70H106ZM108 68H110V69H108ZM134 68H135V69H134ZM138 68H137V70H138ZM245 68H247V69L249 68V70L252 69V72H250L251 70H250V71L248 70L249 73H251V74H249L248 71H247V73H246V72H245V71H246ZM40 69H41V70H40ZM95 69H96V70H95ZM210 69H211V70H210ZM237 69H238V70H237ZM36 70H37V71H36ZM73 70H74V71H73ZM233 70H234V69H233ZM244 70H245V71H244ZM22 71H23L24 73H23ZM38 71H39V72H38ZM42 71H45V72L48 71V72H47V74H46V73H43V74H42ZM75 71H76V73H75ZM81 71H83V72H81ZM94 71H96V72H94ZM243 71H244V73H243ZM253 71H254V72H253ZM258 71H259V72H258ZM19 72H20L21 74H20ZM53 72H54V73H53ZM62 72H63V74H62ZM98 72H100L101 74L98 73ZM240 72H241V73H240ZM255 72H256V73H255ZM257 72H258V73H257ZM39 73H40V74H39ZM56 73H55V75H58V74H56ZM68 73H66V74H68ZM93 73H95V74H93ZM103 73H104L105 75H107V76H104ZM217 73H218V74H217ZM253 73L256 75V79H257V80H258V78H260V79H259L257 82H254V83L256 84V86H253V87L251 86L252 89H250V87H249L248 85H249V84H250V85L253 84L252 81H254V79H255V78H254L255 75H254V76L252 75ZM7 74L10 75L11 77H12V76L16 77V78L12 77V79H14V80H15V79H18V77H20V76L23 74L25 77L27 76V78H26L27 80L23 81V83H24V84H23V83L21 82V81H22L21 79H22V76H23V75H22V76H21V79H20V80H21L20 82H21L22 84L20 83V84L18 85V83H19L18 80H17V81H14V80H12L11 78H10V79L8 78L9 80H11V81H13V82H16V85H15V84H10V83H9L10 81H9V82L6 81V80H7V77H8ZM19 74H20V76H19ZM51 74H50V76H51ZM73 74H72V75H73ZM99 74H100V75H99ZM248 74H249V76H248ZM70 75H71V74H70ZM92 75L95 77L94 80L98 81L99 83L95 81V83L90 84V85H93V86L91 87V86L89 85V83H90L91 81L93 82V80H91L92 77H93ZM245 75H247L248 78H247ZM250 75H251L252 77H251ZM263 75H264V73H263ZM4 76H5L6 78H4ZM24 76H23V78H24ZM39 76H40V77H39ZM100 76H102V78H103V76L106 77L104 81L102 80V81H103V84L101 83L102 81H100V80L102 79ZM235 76H236V77H235ZM242 76H244V77H243L244 80H243V78L241 79ZM53 77H54V76H53ZM55 77H56V76H55ZM96 77H98L99 79H97ZM245 77L247 78L246 80H245ZM89 78H90V79H89ZM216 78H217V77H216ZM229 78H230V77H229ZM250 78H251V79H250ZM253 78H254V79H253ZM30 79H31V80H30ZM134 79H135V78H134ZM2 80H3L5 83H4ZM90 80H91V81H90ZM159 80H160V78H159ZM159 80H158V81H159ZM251 80H252V81H251ZM27 81H28V83H29V81H31L30 83H32V84H31L30 87L28 86V87L26 88V86H25V85H26L25 82L27 83ZM47 81L49 82V80H47ZM47 81H46V82H47ZM71 81H69V82H71ZM82 81H83V82H82ZM160 81H161V80H160ZM160 81H159V83H158V84H159L158 87H161V85H162V83H161L162 81H161V82H160ZM246 81H248L249 84L246 83ZM259 81H261V83H260ZM17 82H18V83H17ZM48 82H47V83H48ZM52 82H51V83H52ZM66 82H68V81H66ZM66 82H64V83L62 82V83L65 84ZM69 82H68V83H69ZM87 82H88V83H87ZM92 82H91V83H92ZM125 82H126V81H125ZM125 82H124V83H125ZM250 82H252V83H250ZM8 83H9V84H8ZM30 83H29L28 85H30ZM68 83H67V84H68ZM86 83H87V84H86ZM100 83H101L102 85H100ZM126 83H127V82H126ZM132 83H133V84H132ZM245 83H246V84H245ZM258 83H259V85L261 84V85H263V86L260 88V86L258 85ZM3 84H7L6 87H8V88H6ZM80 84H81V86H80ZM84 84H86V85H84ZM136 84H137V83H136ZM255 84H253V85H255ZM21 85H22V86H21ZM76 85H77L78 87H82V86H83V87H82V89L80 88L81 90H78L79 88H78ZM17 86H18V87H17ZM23 86H24V87H23ZM65 86H66V84H65ZM65 86L63 85V87H65ZM67 86H68V85H67ZM162 86H163V85H162ZM258 86H259V87H258ZM4 87H5V88H4ZM19 87H20V88H19ZM31 87H32L33 89H32ZM59 87H60V86H59ZM76 87H77V88H76ZM90 87H91V90H90ZM114 87H115V88H114ZM127 87H126V88H127ZM135 87H136V86H135ZM135 87H134V88H135ZM10 88H11V89H10ZM25 88H26V89H25ZM30 88H31V89H30ZM49 88H51V89H49ZM66 88H67V87H66ZM83 88L87 89L86 91L90 90L91 92H89V93H91V94H88V92H84L85 90H84ZM118 88H120V87L118 86ZM126 88H125V90H126V92L128 93L129 90H131V89L129 88V89L127 90ZM161 88H162V87H161ZM234 88L236 89L235 91H238V92H239V90H238L239 88H236V86H234ZM246 88H245V89H246ZM9 89H10V90H9ZM56 89H57V90H56ZM59 89H60V90H59ZM98 89H99L100 91H98ZM257 89H259V92L256 93V94H253V91H255V90H257ZM5 90H8L9 92L6 93ZM55 90H56V91H55ZM233 90H234V89H233ZM252 90H253V91H252ZM79 91H80L81 93H82V92H83V93H86L85 95L80 94V95H81L82 97H84V98H86V97L89 98V97H92V96L94 95V96L92 97V102H93L92 104H94V106H97L98 104H100V103H98V100H99V101L102 100V101H100V102H101L102 105H104V106L102 107L101 104H100V106H101L102 108H104V109L107 111V113H108L109 110H110V113H108V114H111V116L109 117V115H108V117L106 118L107 115L104 114V113H105V112H103L104 110H101V111H102V112H101V111H100V106H99V105H98L99 110L97 109V107H96V110H94V108H93L94 106H93L91 103H90V104H87V103H86V104L88 105V107L91 108L90 110H88V112H86V109H87L88 107L86 108V106H84V110H85V112H86V114H84V115H86V116H85V117H84V116H80L79 113L81 112V109L83 108L82 104H83V102H84L83 105H85V101H86V99H85V101H83V102H82V101L77 102V101L79 100V97H80V99L82 98L81 96H78ZM97 91H98V92H97ZM52 92H54V93H52ZM68 92H70V93H68ZM238 92H235V93H234V91H232V93H233V95H234V96H233L234 99H235L236 96L238 95ZM241 92H242V90H241ZM255 92H257V91H255ZM255 92H254V93H255ZM31 93H32V94H31ZM55 93H56V94H55ZM57 93H58V95H57ZM59 93H60V94L62 93V94H61L62 97L60 96ZM63 93H64V94H63ZM66 93H68V94L66 95ZM77 93H78V94H77ZM92 93H94V94L92 95ZM239 93H240V92H239ZM260 93H261V94H260ZM71 94L74 95V97H75V94H77V96L75 97L74 100H75V101L77 100L76 103L79 104V105H77V104H76V106L74 105L75 102H74L73 98H69V97H72ZM119 94H120V93H119ZM252 94H253V95H257V94L260 95L261 98H262V100H260V99H261L260 97L256 98L257 96L254 97V98H256V99H254ZM63 95H64V96H63ZM68 95H70V96H68ZM91 95H92V96H91ZM99 95H98V96H99ZM113 95H115L116 97H115V96L113 97ZM117 95H118V96H117ZM239 95H240V94H239ZM245 95L242 94L243 97H244ZM262 95H263V96H262ZM3 96H4L5 98H4ZM22 96H23V97H22ZM55 96H56V97H55ZM240 96H241V95H240ZM7 97H9V98H7ZM65 97H68V98H65ZM77 97H78V98H77ZM104 97H105V98H104ZM243 97H241V98L243 99ZM35 98H36V99H35ZM76 98H77V99H76ZM84 98H83V100H84ZM96 98H98V100H95ZM237 98H238V96H237ZM237 98H236V99H237ZM89 99H91V98H89ZM89 99H88L86 102H89V101H90ZM93 99H94V101H93ZM228 99H232V98H228ZM234 99H233V100H234ZM236 99H235V100H236ZM251 99H249V100H251ZM47 100H48V101H47ZM49 100H50V101H49ZM72 100H73V101H72ZM235 100H234V102H238L240 99H237L236 101H235ZM257 100H258V101H257ZM62 101H63V102H62ZM65 101H66L67 103H66ZM96 101H97V102H96ZM244 101H245V100H244ZM244 101L242 100V102H244ZM254 101H257V102H255V104H253ZM260 101H262V102H261V105H262V103H263L262 106L259 104ZM72 102H74V103H73V108H74V109H71V108H70V106L72 105ZM81 102H82V104L80 105ZM90 102H91V101H90ZM113 102L115 103V105H114ZM116 102L118 103V105L120 104V106H117V105H116ZM239 102H241V101H239ZM9 103H10V104H9ZM20 103H21V104H20ZM96 103H98V104L96 105ZM106 103H108V104L110 103L111 106H116V107H114V109H113L112 107H110V109H109V107H108V110H107V109H106V106H105ZM112 103H113V105H112ZM249 103H248V104H249ZM58 104H59V106H58ZM65 104H66V105H65ZM110 104H109V106H110ZM238 104H239L240 107L238 106ZM240 104H241L242 106H241ZM258 104H259V107L261 106L259 109H261V110L263 111L262 114H260V110H258V108H257V107H258ZM11 105H12V106H11ZM89 105H91L92 107H90ZM229 105H227L228 108H229ZM251 105H250V104H249V105H246V107L249 108V106L251 107ZM77 106H78V107H79V106H82V108H80V110H79V109H75V107H77ZM107 106H108V105H107ZM12 107H13V110H14L13 112H12ZM33 107H34L35 109H34ZM71 107H72V106H71ZM78 107H77V108H78ZM232 107H231V108H232ZM235 107H236V108L239 107L240 109L237 108L238 110H236ZM226 108H227V107H226ZM9 109H11V111H10ZM64 109H65V110H64ZM67 109H68V110H67ZM69 109L72 110V112H73V111L76 112L77 115H74V114H75L74 112H73L74 114L71 113V111H70ZM111 109H113L114 111L112 112ZM121 109H123V110L121 111ZM124 109H125V110H124ZM61 110H62V111H61ZM63 110H64V111H63ZM76 110H77L78 112H77ZM82 110H83V109H82ZM84 110L81 112V114H83ZM229 111L231 112V109H230V108H229ZM250 111H251V112H250ZM5 112H6V113H5ZM10 112H12V113L10 114ZM85 112H84V113H85ZM100 112L102 113V115L104 114L103 117H102V115H101V116L99 115ZM111 112H112V113H111ZM240 112H239V113H240ZM55 113H56V114H55ZM113 113H116V114H118V115L120 114L121 117L119 116V117H118L119 119H118V118H116L117 116H116L115 114L113 115ZM257 113H258V114H257ZM8 114H10V115H8ZM58 114H59V115H58ZM91 114L94 115V117H97V118H93V117L91 118ZM254 114L259 115V116H260V117L258 116L259 119H261V117H262L263 120L261 119L262 121H260V123H259L258 121L255 122V121L257 120V119H255V118H257V116L254 115ZM5 115H4V116H5ZM73 115H74L75 118H76V117H77V118L75 119V118L73 117ZM96 115H97V116H96ZM250 115L253 116V118L255 119V121L253 120L254 123H252V124H255L256 126H255V125H252L251 123L248 124V123L250 122V120H251V119H250V117H251ZM2 116H3V115H2ZM6 116H5V117H6ZM60 116H61V117H60ZM70 116H71V117H70ZM79 116H80V117H79ZM255 116H256V117H255ZM56 117H60V118H61V121L63 120L62 118H64V122H66V123L63 122V124H62V126H61V124L59 123V122H60V120H59L60 118L57 119ZM82 117H83V120H81V121L78 120V121L80 122V123H79V122H78V123H79V127L84 128V130H81L80 128L78 129L77 126H76L78 123H75V122H74V123H75L74 126H75L77 129L74 128V126H73V120H76V121H77L78 118L80 119V118H82ZM104 117H105V118H104ZM226 117H227V116H226ZM245 117H246V118H245ZM68 118H69V121H68ZM84 118L86 119L87 122L84 120ZM102 118H103V119H102ZM120 118H121V119H120ZM122 118H123V119H122ZM158 118H159V115H158ZM247 118H248V119H247ZM101 119H102V120H101ZM111 119H112V120H111ZM244 119H245L246 121H245ZM259 119H258V120H259ZM10 120H12L13 123H12ZM57 120H59V121H57ZM103 120H104V121H103ZM109 120H110L111 122H110ZM121 120H122V121H121ZM243 120H244V121H243ZM4 121L7 122V123H6V125H7L6 127H9V131L7 130L8 128H5V126H4L5 130L3 129V126H1V125L5 124ZM83 121H85L84 123H86V124H84ZM91 121H92V122H91ZM247 121H248V122H247ZM10 122H11V124H10ZM88 122H89V123H88ZM106 122H107V121H106ZM243 122H244V123H243ZM251 122H252V120H251ZM15 123H16V124H15ZM56 123H58V124H56ZM61 123H62V122H61ZM241 123L244 124V125H242ZM245 123H246L247 125H249V126L245 125ZM258 123H259V125H258ZM261 123L263 124L262 127L260 126V125H262ZM8 124H10V125H8ZM55 124H56V126H55L56 128H55V127L52 128L53 125H55ZM66 125H68V126H66ZM57 126H59V127L57 128ZM63 126H64V127L66 126V127L63 128ZM91 126L89 127L90 130L93 128V127L91 128ZM246 126L249 127V129H247ZM250 126H252V127L255 126L254 128L257 127L258 129L261 127L260 129L262 130V133H259V134H261V135H260L261 137H259V136L257 135V136L259 137V138H258L259 141H257V138L252 137V140H253V139H256L255 141L253 140V141L256 143V147L262 146V147H261V150H262V148H263V150H262V151L260 150L261 152L258 151V149H259L260 147L257 148V149H256V147H255V148L253 147L254 149L251 147L252 149L250 148V150H249V149H245L246 146L244 147V145H243V146H240L241 144H245V143H247V144L249 145V146H247V148H249V147L251 146V144L253 143L252 140H251L249 137H248V139L246 140V138H247V136H248L247 134L249 133V132L247 133V131H249L250 129H252L251 132L254 131L253 128H251ZM259 126H260V127H259ZM67 127H68V128L70 127V131H69V129H68V132H70V133H67V135H68L69 137L72 136V135H70V134H71V131L73 130L72 132H75V134L77 133V134H78V137H81V139H82V138H87V137H88V138H87L88 140L86 139V141L88 142V144L86 143V141H84V139L81 141V139L78 140V138L75 139V136H72V137H73L72 139L75 140L77 143H75V141H74V143H73V142H72L73 140H72L71 137H70V139H71V143H72L71 148H73V150H71V148L68 147V146L71 145L70 141L67 142L68 144L65 143V142H63V141H66V140H64V138H66V137H68V136H66V134H65L66 137H64L62 131L64 130V131H65L64 133H66V132H67V130H66ZM72 127H73V128H72ZM105 127H106V124L104 125V127H102V130L104 131V132H102L103 134H102V133L100 134V135H101L100 138H101L102 140H103L102 137H106V136H108V135H110V134L112 133V132L110 131V129H109V131H110L111 133L108 134V133L106 132V131L108 130V128H105ZM243 127H244V129H243ZM13 128H14V129H13ZM59 128H61V129H60L61 135L58 134V133H59V131H58ZM89 128H88V129H89ZM11 129H12V132H11ZM15 129H17V130L15 131ZM53 129H54V130H55V129L57 130V131H56V130H55V131L58 132V133H57V134H58V135H57L58 137L55 136L56 133L54 134L55 131H53ZM71 129H72V130H71ZM88 129H86V130L88 131ZM106 129H107V130H106ZM258 129H257V130L255 129V131H254L255 133H253V135H252L251 133H249V134H250L251 136H254V134H257V133H258V132H257ZM260 129H259V131H260ZM61 130H62V131H61ZM78 130H79V131H78ZM5 131H7V132H5ZM13 131H14V133H13ZM77 131H78V132H77ZM87 131H86V132H87ZM109 131H108V132H109ZM15 132H16L17 134H19V136H18L19 138H18V139H17V136H16L17 134H15ZM225 132H226V131H225ZM256 132H257V133H256ZM260 132H261V131H260ZM10 133H11V134H10ZM12 133H13V134H12ZM82 133H83L84 136L82 135ZM104 133L106 134V136L104 135ZM244 133H245V136H246V137L244 136ZM246 133H247V134H246ZM5 134H8V136H10V135H11V136L8 137V136L5 135ZM73 134H74V133H73ZM77 134H76V135H77ZM79 134H80L81 136H79ZM87 134H88V135H87ZM107 134H108V135H107ZM231 134H232V136H231ZM20 135H21L22 138H20ZM250 135H249V136H250ZM60 136H62L61 138H63V140L60 138ZM86 136H87V137H86ZM238 136H239V137H238ZM243 136H244L245 138H244ZM11 137H12V138H11ZM15 137H16V138H15ZM76 137H77V136H76ZM90 137H91V139H89ZM165 137H167V136H165ZM165 137H164V138H165ZM229 137H228V138H229ZM255 137H256V136H255ZM13 138L17 139V141L14 140ZM26 138H29V139L26 140ZM57 138H60L61 141H60V139H59V141H60V142H59ZM242 138L245 139V142L242 140V142H244V143H241V141H240ZM10 139H11V140H10ZM20 139H22V140L20 141ZM53 139H54V140L57 139L56 141H54V142H56V144L53 143ZM234 139H235V140H234ZM238 139H239V140H238ZM4 140H5V142H3ZM67 140H69V138H68ZM92 140H93V141H92ZM99 140H100V141H99ZM228 140H229V139H228ZM232 140H233V142H232ZM261 140H262V141H261ZM1 141H2V142H1ZM15 141H16V142H21V144L19 143V145H20V147H21V151L27 149V151H24V152H26V153H24V152L22 153V152L19 150L20 147H18L19 145H18V143H16ZM22 141H23V143H22ZM237 141H239L240 143L237 142ZM247 141H248V142H247ZM260 141H261V143H260ZM82 142H84V143H82ZM89 142H90V143H89ZM234 142H235V143H234ZM249 142H250V144H249ZM251 142H252V143H251ZM5 143H7V145H9V146H6ZM9 143H10V144H9ZM12 143H16L15 146L17 145V147L15 148L14 144H12ZM51 143H53V144H51ZM85 143H86V144H85ZM91 143L93 144V146L91 145ZM230 143H231V145H229ZM11 144H12V145H11ZM69 144H70V145H69ZM75 144H76V145H75ZM89 144H90V145H89ZM235 144H236V147H237V146H238L239 148H240V147H241V148L244 147L243 149L240 148V150L243 151V150L245 149V151L241 152L240 150H236L238 147L235 148V146H233V145H235ZM237 144H238V145H237ZM247 144H245V145H247ZM257 144H258V145H257ZM4 145H5V146H4ZM10 145H11V146H10ZM34 145H36V146H34ZM59 145H60V146H59ZM73 145H75V147H74ZM77 145H78V146H77ZM79 145H80V146H79ZM13 146H14V147H13ZM29 146H31V147H29ZM81 146H82V147H81ZM253 146H255V144H253ZM76 147H77V149H80V150H79V151L77 150L78 152H77V151H76V152H77L78 154H77L76 156H75V155L73 156L72 153L75 152V150H76L75 148H76ZM78 147H79V148H78ZM232 147L237 151L236 154H235V151H233L234 149L232 150ZM24 148H25V149H24ZM28 148H32L33 150H31V151L29 150V151H28ZM61 148L64 149V150H61ZM230 148H231V149H230ZM239 148H238V149H239ZM4 149H5V148H4ZM7 149H6V152H7ZM16 149H17V150H16ZM22 149H23V150H22ZM74 149H75V150H74ZM87 149H89V148H87ZM98 149H100V150H98ZM224 149H223V150H224ZM228 149H230V151H229ZM34 150H35L36 152H37V150H39V152H41V153L37 152V154H36V152H35ZM67 150H68L69 152H68ZM82 150H83V152H82ZM223 150H222V151H223ZM246 150H249V151L252 152V154H250V152H249V154H250L251 156L246 152ZM252 150H253V151H252ZM256 150H257V151H256ZM33 151L35 152V154H33ZM56 151H57V152H56ZM65 151H66V153H65ZM72 151H73V152H72ZM225 151H224V152H225ZM238 151H240V153H242V154L244 153V154H246V155H249V157H248V158H244V156H242L240 153H239V154H240L242 157H241V156H237V155H239V154H238ZM255 151H256V152H255ZM63 152H64V153H63ZM67 152L69 153L68 155H70V156L67 155ZM70 152H72V153H70ZM76 152H75V153H76ZM99 152H98V153H99ZM233 152H234V154H235V158H233V159H237L236 157H238V159H239V157H241V158H240L241 160H238V159H237V161H238V162H237L236 160L229 159L231 156H234V155H232ZM254 152H255V153H254ZM11 153H12V152H11ZM38 153H39V154H38ZM52 153H53V154H52ZM54 153H55L57 156H56ZM75 153H74V154H75ZM222 153H223V152H222ZM23 154H24V155H23ZM25 154H26V155H25ZM65 154H66V155H65ZM82 154H80V156L83 157ZM96 154H97V155H96ZM223 154H224V153H223ZM256 154H257V156L255 157L254 155H256ZM36 155H40V159H42V157H43L42 161L40 162V163H41V167H43L42 164H45V163H46V164L44 165V166H45L44 168H45V169H49V171H48V170L45 171V169H43V171H42V169H41V167H40V163H39V164H36L37 162H39V158H38ZM50 155H51V156H50ZM64 155L66 156V158H65ZM95 155H96L97 157H96ZM246 155H245V156H246ZM258 155H260V156H258ZM22 156H23V158H22ZM35 156H36L37 158H36ZM41 156H42V157H41ZM53 156H54V157H53ZM67 156H68V157H67ZM252 156H254V157H252ZM20 157H21L22 159H25V158H26V160L23 161L22 159H20ZM24 157H25V158H24ZM32 157H33V159H32ZM44 157H47V159L44 158ZM55 157H56V158H55ZM75 157L77 158L78 165H77V162H76ZM246 157H247V156H246ZM260 157L262 158V160H261ZM78 158H79V159H78ZM226 158H228L229 160L226 159ZM231 158H232V157H231ZM242 158H244V159L242 160ZM10 159H12V158H10ZM50 159H51V160H50ZM30 160H32V161H30ZM34 160H35V161H34ZM46 160H47V161H46ZM231 160L233 161L232 164H231V162H230ZM251 160H250V161H251ZM12 161H13V163H12ZM22 161H23V162H22ZM29 161H30V162H29ZM36 161H37V162H36ZM45 161H46V162H45ZM49 161H50V162H49ZM250 161H249V159H248V160H247V163L249 164ZM14 162H16V164H15ZM25 162H24V163H25ZM31 162H32V163H31ZM42 162H43V163H42ZM44 162H45V163H44ZM235 162H236V163H235ZM242 162H240V164H241ZM55 163H56V164H55ZM80 163H81V164H80ZM234 164H235V167L233 166ZM240 164H238V165H240ZM242 164H243V165H242ZM242 164H241V165H242L243 167H244V166H245V167L247 166V165H245L244 163H242ZM34 165L37 166L38 168L35 167ZM76 165H77V166H76ZM253 165H254V164H253ZM66 166H67V167H66ZM78 166H79V167H78ZM81 166H82V165H81ZM18 167H19V169H18ZM63 167H64V168H63ZM224 167L226 168V166H224ZM236 167H237L238 170L236 169ZM239 167H241V168H239ZM245 167H244V169H245ZM65 168H66V169H65ZM75 168H76V169H75ZM13 169H14V170H13ZM34 169H38V170H36V171H38V174L40 173V176H38V174L36 173V171H35ZM22 171H23V172H22ZM31 171H32V172H31ZM34 171H35V172H34ZM44 171H45L46 173H45ZM50 171H52V172H50ZM49 172H50V173H49ZM65 172H67V173H65ZM240 172H241V171H240ZM240 172H239V173H240ZM260 172H261V170H260ZM260 172H259V179H258V178L255 179L256 182L252 183V184H253V187H255V186H254V185H256L255 183H258V182H260V183L263 182L262 184H264V180H262L264 175H263V176H260L261 173L264 174V170H263L261 173H260ZM41 173H42V175H41ZM47 173H48V174H47ZM46 174L48 175V177H47ZM68 174H69V175H68ZM237 174H238V173H237ZM49 175H50V176H49ZM37 176H38V177H37ZM42 176H44V177H42ZM17 177H18V176H17ZM261 177H262V178H261ZM37 178H38V179H37ZM64 178H66V179H64ZM260 178H261V180H260ZM46 180H47V181H46ZM65 180H66V182H64V183H67V182H68L67 185H63V184H64L63 181H65ZM31 181H32L33 183H32ZM253 181H254V180H253ZM253 181H252V182H253ZM250 182H251V181H250ZM17 183H18V186H17ZM34 183H36V185H35ZM246 183H249V180L246 181ZM37 184H38L39 186H37ZM43 184H45V185H43ZM59 184H62V185H61L62 187L59 186ZM31 185H32V186H31ZM52 185H55V187H54V188H50V186H52ZM260 185H261V184H260ZM19 186H20V187H19ZM24 186H25V187H24ZM36 186H37V187H36ZM69 186H71V188L74 190L73 192L71 191V190H72L71 188H68ZM258 186H259V183H258ZM261 186H263V185H261ZM22 187H23V188H22ZM33 187H34V188H33ZM35 187H36L37 189H36ZM45 187L48 188V189H45V191H44L43 189H44ZM52 187H53V186H52ZM56 187H57L58 189H57ZM256 187H257V185H256ZM259 187H260V186H259ZM259 187H258V188H255L256 190L258 189L256 192H255V190L252 191L253 194L255 193L253 197H254V198H257V200L260 199V197L263 196L262 194L264 193V190H263L264 188L261 187L262 189L260 190ZM263 187H264V186H263ZM9 188H10V189H9ZM16 188H17V189H16ZM18 188H19V189H18ZM32 188H33V189H32ZM63 188H64V189H63ZM66 188H67V189H66ZM39 189H41V192L44 193V195H46L44 198H43V195H42L41 193H39L40 191H39V192L35 191V190H39ZM56 189H57V190H56ZM60 189H61V191H60ZM253 189H254V188H253ZM3 190H4V191H3ZM29 190H30V191H29ZM49 190H50V191H53V190H54V191H56V193L53 194V192H52V193L50 194V193H49V192H50ZM262 190H263V192H261ZM47 191H48V192H47ZM58 191L61 192V193L59 194ZM33 192H37L36 194H38L37 196H35V198H34V197H31V195H32V196H33V194L35 195V193H33ZM257 192H258V194H257ZM32 193H33V194H32ZM45 193H47V194H45ZM64 193H66V194H64ZM259 193H260V197L258 196ZM29 194H30V197H29ZM39 194H40V195H39ZM48 194H49V195H48ZM52 194H53V195H52ZM24 195H25V196H24ZM41 195H42V196H41ZM64 195H65L66 197L68 196V198H66ZM255 195H256V196H255ZM57 196H56V197H57ZM257 196H258L259 198H258ZM38 197H40V198L42 197V199H40V198H38ZM242 197H243V196H242ZM244 197H245V196H244ZM244 197H243V199H244ZM263 197H264V196H263ZM263 197H262V199H264ZM33 198H34V199H33ZM59 198H56V199H59ZM56 199H55L54 201H57V203L61 202V204H62V200L59 201V200H56ZM60 199H61V198H60ZM262 199L257 201V203H256L257 206H256L255 210H254V208H253V210L251 209V208H252L251 205H250L251 207H250V209H249V205H248V207H247V205L244 203L245 206L248 208V209H247L248 212H247V210L245 209L244 204H243V205H242V204H241V205L239 204V203H241V201L238 203V204H239V205H238L239 208L236 207L235 205H234V207L231 206L232 209H233V208H235V209L238 208V211L235 210V211L237 212V214L235 213V214L233 215V217L236 215L237 218H240V217H239V210H240V208H241V212H242V209H245V210H246V211H243V213H245V214L247 213L246 215L242 213V214L245 215V216H247L251 211H253V213H254V212L257 211V209H259V208H260V212H261L262 209L264 210V207H263L264 202H259V201H264V200H262ZM44 200H45V199H44ZM65 200H64V201H65ZM166 200L168 201L167 203H170L169 201H171V200H168V199H166ZM255 200H256V199H253V201H255ZM40 201H42V202H40ZM58 201H59V202H58ZM64 201H63V202H64ZM68 201L70 202L71 200H68ZM253 201L250 200L249 203H250V202L252 203ZM51 202H52V200H51ZM66 202H67V201H66ZM69 202H67V203H69ZM255 202H256V201H255ZM9 203H10V204H9ZM55 203H56V202H54V204H55ZM67 203H66V204H67ZM251 203H250V204H251ZM258 203H259V204H258ZM262 203H263V204H262ZM54 204H52V205L54 206ZM61 204H57V206L60 205L59 207H61ZM252 204H253V206H254V203H252ZM13 205H14V206H13ZM55 205H56V204H55ZM67 205H68V204H67ZM232 205H233V204H232ZM260 205H262V206H260ZM36 206H37V207H36ZM243 206H244V207H243ZM258 206H259V208H258ZM254 207H255V206H254ZM261 207H262V209H261ZM233 210H234V209H233ZM40 211H42V212H40ZM258 211H259V210H258ZM258 211H257V212H258ZM257 212H256V213H257ZM260 212H259V213H260ZM253 213L251 212V214H253ZM256 213H255V214H256ZM259 213L256 214V215H259ZM240 214H241V213H240ZM242 214H241L242 222H241L240 219H237V220H236V216H235V218H233V221L231 222V224H232L233 226L235 225L234 228H233L234 230H237V231H238V230H239L238 228L244 227V225H241L240 223H242V224L244 223V224H245V220H246V222H247L248 224L250 223L249 221H247L246 218H248V220H249L250 217H251V214H249V215H250L249 217H245V216H244V217H245L244 220H243ZM263 214H264V213L261 212V215H262V216H261V215L258 216L259 218H260V216L262 217V218H261L262 220H261L260 222L258 221V220H260V219H258V217L255 216V215L253 214V215H254V216H253L254 218H252V220H253L252 222H253V223L255 222V221H254L255 218H257V219H258L257 221L259 222V224H258V222H257V224H256V222L253 224V226L255 227L254 230H253V226H251L252 223H251L250 225L246 224V225H248V226H246V227H247V228H250V231H249V232L252 231L253 233H248V232H247L248 229H247L246 227L241 228V230H242V229L244 230V229L246 228L245 230H246V232H247L248 234H247L246 232H245V233H246L247 235H249V234L252 235L253 238L251 237V239H252V241L254 240V242H255V243H254V242L252 243V241L250 242L252 245L254 244L252 247H254V246L257 244V247L254 248L255 250L251 247V250L253 249L252 251H255L254 253H256V252L258 253V252L260 251V249H261V250L263 251V253H264V247H262V246H264V245L262 244V246H261V245L259 246V243H261L260 241H262V243H264V242H263L264 239L261 238V237H263V235H264V229H263V228H264V225H263V223H264V220H263V219H264V218H263L264 215H263ZM227 218H228V217H227ZM42 220H43V221H42ZM234 220H236V221H234ZM238 220H240V221H239L240 223L238 222V225H237V224H235L234 222L237 223ZM255 220H256V219H255ZM40 221H41V222H40ZM250 221H251V219H250ZM262 221H263V222H262ZM110 222H111L110 224H111L112 226H113V224H114V227L118 229V226L116 225V222H114V223H113V221H110ZM233 223H234V224H233ZM260 223H262L261 225H263V228H262V226L260 227ZM240 225H241V226H240ZM257 225H259V226H257ZM41 226H42V225H41ZM44 226H45V225H43L42 227H44ZM239 226H240V227H239ZM39 227H40V228H39ZM260 228H261V231H260ZM39 229H41V231H40ZM255 229H256V230H255ZM119 230H120V231H121V230L124 231V230H126V229L123 228V229H119ZM245 230H244V231H245ZM35 231H36V232H35ZM244 231H243V232H244ZM32 232H33V233H32ZM239 232H240V231H239ZM243 232L241 231V233H243ZM255 232H256L257 234H256ZM2 233H3V235H2ZM34 233H35V235H34ZM42 233H43V232H42ZM245 233H243V234H245ZM7 234H8V235H7ZM22 234H25V235L21 236ZM37 234H38V235H37ZM253 234H255V235H253ZM258 234H259V235H258ZM10 238H11V239H10ZM257 238H261V239L258 240ZM6 240H5V241H6ZM35 240H36V239H35ZM255 240H256V241H255ZM2 241H3V240H2ZM257 241H259V242L256 243ZM6 242H7V243H6ZM6 242H3V245H4V243H5V246H6V244L8 245V241H6ZM10 242H9V243H10ZM11 243L8 245L9 247H10ZM125 243H126L127 245L129 244L128 246H130L131 243L133 244L132 240H130V239H127V240L124 242V244H125ZM126 244H125V245H126ZM3 245H2V242H1L0 246H1L2 248L0 247V249H1V250H0V251H1L0 254L4 252V251L2 252L3 249L6 250V248H5ZM250 246H251V245H250ZM258 246L260 247L259 249H258ZM6 247H7V246H6ZM9 247H8V248H9ZM25 247H26V246H24L23 248L26 249ZM61 247H62V246H61ZM131 247H132V245H131ZM261 247H262L263 249H262ZM23 248H22V249H23ZM44 248L47 249L48 252H49L48 257H49V259H51V263H49L50 260L48 259V257L46 258V256H47L46 253H47V252L45 253V251H44L45 249H44ZM24 249L22 250L23 252L19 249V252H20V251H21V252H20V253L17 252V254H20L21 256L18 255V256H15V258H14V254H15V252H13V251H12V253L10 252L11 250H13V248H11V250H10V249L6 250L4 253H7V252L9 251L10 257L13 255V259L16 260V261H15V264H25V261H26V259H24L25 257L22 258V259L25 260V261L23 260L24 263H22L23 261L21 260V257H23L22 255L24 254V251H25ZM27 249L29 250L28 247H27ZM27 249H26V250H27ZM256 249H258V251H257ZM16 250H17V251H16ZM251 250H250V247H249V249H247V251H249V252H247L246 257L250 254V252H252ZM29 251H30V250H29ZM35 251H36V253H35ZM39 251H41V252L44 251L43 254H44L45 258L49 260V262H48L47 260H45V258L43 259V255H41V252H40V254H39V253L37 254V250H34V251L32 250V251H30V252H28V253L26 252V253L29 254V255H30V254L32 255L31 252H34V254H35V255L37 254L38 257L41 255L42 258H41V256L39 257V258H41L39 264H42V263H43V264H46V262H47V264H48V263H49V264H55V263H52V260H55V259H53V258L56 257V255L54 256V255H51V254H50V252H52V254H54V253H53L54 251H52V248H51V247H49V246H45V247H44V246H43V248H40ZM262 251H261V252H262ZM4 253H3V255H4ZM252 253H253V252H252ZM9 254L7 253L8 256H9ZM5 255H6V254H5ZM5 255H4V256H5ZM29 255H25V254H24V256H27V257H29ZM259 255H260V256L262 255V260H263V261H260L259 264H263V262H264V256H263V255H264V254L259 253ZM4 256L0 255V259L2 258V260H3V257H4ZM50 256H54V257L51 258ZM10 257H9V258H10ZM19 257H20V258H19ZM27 257H26V258H27ZM38 257H36V258H37V260L39 261V258H38ZM29 258L31 259L32 257L30 256ZM34 258H35V257H34ZM36 258H35V259H36ZM6 259H7V261H8V258H7V257H6ZM32 259H33V258H32ZM4 260H5V258H4ZM4 260H3V261H4ZM10 260H11V259H9V262H10ZM17 260H19V263H17ZM27 260L29 261V259H27ZM41 260H42V262H41ZM43 260H45L46 262L44 263ZM260 260H261V259H260ZM3 261H2V263H4L6 260H5L4 262H3ZM7 261H6L4 264H6ZM21 261H22V262H21ZM30 261H31V260H30ZM30 261H29V263H31ZM38 261H34V260H32V262H33L32 264H36ZM56 261H57V259L55 260V262H56ZM64 261H65V260H64ZM0 262H1V260H0ZM12 262H13V260H12ZM26 262H27V261H26ZM34 262H35V263H34ZM53 262H54V261H53ZM261 262H262V263H261ZM10 263H11V262H10ZM29 263H27V264H29ZM0 264H1V263H0ZM7 264H8V263H7ZM11 264H12V263H11ZM13 264H14V263H13ZM57 264H58V263H57ZM60 264H64V263L62 262V263H60Z\"/></svg>","mask_w":264,"mask_h":264}]
</instances>
